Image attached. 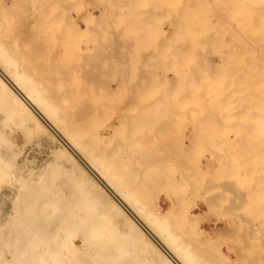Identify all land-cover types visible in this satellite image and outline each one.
Returning a JSON list of instances; mask_svg holds the SVG:
<instances>
[{"label": "rangeland", "instance_id": "374dc122", "mask_svg": "<svg viewBox=\"0 0 264 264\" xmlns=\"http://www.w3.org/2000/svg\"><path fill=\"white\" fill-rule=\"evenodd\" d=\"M6 1L9 2V0H6ZM16 1L19 2V5L18 6H17V4L15 5V4H10L9 3L8 6L4 7L5 5L2 4V2L0 3V7L1 8L3 7L2 9H3L4 13H6L8 11L7 12L8 15L7 14H4L5 16H3V18L6 17V16L9 17L8 19L6 18L4 20L5 22L7 21V23L4 22L5 25H7V26L5 27V25H4L3 28L1 27L2 29L0 28L1 29L0 30V36L1 37L4 36V37L0 38V41L2 43H4L3 40L5 41L4 44H6V46H8V50H9L8 52H9V55L11 57H13V58H16V57L22 58V60L18 59L20 62L23 61L22 63H20L21 65H24V64L25 65H27V64H30L31 65V63H32L33 65H36V64L39 65V66H37L38 69L41 68V67H45L46 70H44L43 68L39 69L40 71L41 70L43 71V76L40 77L41 80L46 81V80L49 79V81H51L52 80L51 77L54 76L52 82H53L54 86L55 87L57 86V87L54 88V86H52L51 88L57 89L59 92L63 91L61 93L66 94L68 96L70 94V96L72 97L71 98L69 96L70 97L69 100H67L66 102H64L65 104H67L65 106H67L66 109L68 111L71 110V112H72L74 110L73 114L74 113L82 114L83 111L88 112V113L91 114V116L89 115L90 117L86 118V121H87L86 122V125H85L86 128H84V131L87 132L88 136H97V137H100L101 136L100 137V140H101V138H102V140H104L103 141L104 142L103 145H105L106 148L105 147L104 148L106 150L111 149V147H112L113 152L120 154L121 159H125V160L132 159V162H135V164L137 162V164L139 165V166H137V168H141V169H139V171L142 170L140 172L144 174L143 175V174L140 173V176H139L142 179V181L139 182L138 181L140 179L139 178L136 181V183H134V184H138L137 182H139L138 185H140V188L137 189V191H138L139 194L138 193L137 194L138 195L144 194V195H142V197L139 196L140 199L139 198L138 199L141 200V201H144V199H145V201L148 202L149 204H150V202L152 200V202L155 204V205H152V202H151V205L153 206L152 208H154V206L156 207V205H161L162 208L165 211H169V214L167 216L168 217V222L171 225H175V222H176V225L174 227L177 228L176 229L177 231L179 229H182V228L185 229V230L186 229L188 230L190 227H194L195 228V225L198 223V219H199V222L202 223V226L208 232L207 233L208 234L207 237L209 238V240L206 239V241H204L205 238H206V236H204L201 232H198V234H200V235H197V237H198V238H196L197 239V242H198L197 244H199V242H202L201 244H199L201 246H198V247L199 248L201 247L200 248L201 250L207 252L206 259L207 258H208V260L210 259L209 260L210 264L212 263L213 260L214 261H213L212 264H215L214 262H216L218 264H221V263L222 264H226V263L227 264H264V198H263V196H264V171H263L264 170V166L261 165V164L264 163L263 162L264 161V157H263L264 156V132H263V130H261L262 128L264 129V127L262 125L261 126H258L262 122L261 119L264 120V99H263V102L260 101L261 98H259V97H262V96H259L260 93H257L256 92L257 93L256 96H259V97L256 98L255 104H252V102L254 101L253 100L254 96H252L253 93L251 94L250 91H249V93L251 94L250 95L248 93V91H247V88H246V90H244L242 83H240L242 81L244 83V80L248 77V75H250V78L248 77L247 79H248V81L250 80L249 82L252 83V81H251L253 79L252 76L255 77V75L253 74L255 72V74H256L255 80L256 81L254 80V82H258L257 83V87H256V83H254L255 84L256 91L260 87L259 86V83L260 84H263V80H264V70L262 68H264V54H262L260 52L264 50L262 48L264 46V39H263V37H264V27L263 26L264 25L262 26L260 24V22L264 24V21L263 20H260V21H258V23H259L258 24L257 23V20L260 19V17L262 16L263 13L261 14V12H260V14L258 15L259 18H258V16H256V14L259 11H261V10H262V12H264V9H261L260 8L261 2L264 3V1L263 0H253L252 1V4H253V2H254V4H255V2L258 3V5L256 3V6L259 9V10H257L256 7H253V5H251V3H250L251 0H250L247 3V4H249L248 5L249 8L247 6H244L242 8L240 7V8H238L239 10L238 9H237V11L235 10V13L237 12L236 14H234L233 16H227V17L224 15L226 13H222L220 10H218L219 13H217V9L214 7V6H216V4H218V6H220L219 5L220 3L223 4V1H221V0H212V2H211V0H198L197 2H194V0H190V1L188 0L189 4L191 3L190 4L191 6L193 5L192 3H196V5H193L192 7H190L189 4H188V7H186L187 5L185 6V4H187L188 2H186V3L183 2V5L185 7L182 6V5H179V4H182L181 3L182 1L180 2V0H174V1L173 0H160V1L159 0H116V2H115V0H55V2H54V0H46V2H45V0H37V1L34 0L35 3H34L33 0H22V1L21 0L20 1L16 0ZM47 1H48L49 4L47 3ZM178 1H179V3H178ZM215 1L216 2H219V3H216V4L213 3ZM163 2H164V4L167 3L166 4L167 6L164 5ZM198 2L200 3V5H198ZM20 3H21V5H20ZM118 3H120L122 5L119 4L120 5L119 6V5H117ZM172 3H174V5ZM176 3H178V5ZM209 3L211 5H209ZM116 5H117V7L119 6V9L116 7ZM212 5H214V6H212ZM172 6L173 7L176 6V9L183 8L182 9V12L181 11L180 12L182 14L183 13L184 14L181 15V13L180 14L179 13H176V12H179V10H176V9L175 10H172L173 9ZM177 6H180V7H177ZM196 6H198L199 8H196ZM207 6H208V8H207ZM194 7L196 9H194ZM211 7H212V9H211ZM213 7L215 8L214 10H216V11H214V13H213ZM16 8H17V10H15ZM40 8L41 9H44L46 11L40 12V11H43V10H39ZM49 8H51V9H49ZM163 8L165 10H162ZM184 8L186 10L188 8V11L187 12H184L183 11V10H185ZM190 8H193L194 11L197 10L196 12H198V13L200 11V14L203 13V14H201V15L199 14V15H200V17L201 16L203 17L202 19L204 21L201 20L202 22H200V24H199L200 27H199V25H198L197 29L195 27L196 30H199V28H200V31L202 30V32L205 31V30L206 31L208 30L207 35H209V34H211L209 32V30H211L213 28H215L216 30L217 29L219 30V28H220V31H221V28H222V32H217L214 29V31H216V32L212 34V36L215 35V36H213V39L208 38L211 35L207 36V38L202 37L203 34H206L205 32L204 33L201 32L202 34L199 33L201 35H200V38H197L198 39L197 42L202 41V38H203V42H205L206 40H208L207 41L208 43H209V41H212V43H213L214 42L213 40L215 38L217 39L219 37L220 40H218V41L216 40L218 42V45L219 46L216 43V47L218 46L220 48V47H223V45L221 46L219 44L221 42V40L222 41L225 40L226 42L223 41V43L225 42V44L229 40H231V41H229V43L226 44L227 47L224 45L223 49H219V51H221V50L224 51L225 50L224 58H222L223 55L221 56V55H219L217 53L219 51H217V49L215 50V48H216L215 46H214L215 48L214 47L213 48L215 50L214 52H216L217 54H212L211 52L209 53L208 52L209 51V48L207 49V52H206V48H207L206 45H205L206 46L205 48L203 47V50L205 52L202 50V52H200L201 54H199V53L196 54L197 51H199V50L202 49V47L197 46V48L198 47L199 48L196 49L193 46L194 49H188L190 51L192 50V53L190 55L188 54V55L185 56L187 58V60L184 57V55H180V53H181L182 50L180 52H175L176 49H174V47L176 46V44H175V46H173V43L172 42L175 41V43H177V44H179L180 41L183 42L184 41L183 38H185V36L187 35L188 31H190V28L188 27V25L189 24H192V22L189 21V18L190 19L192 18L190 15H193L192 13L194 12L193 11L191 13V9ZM117 9H118L119 14L117 13ZM149 9H151L152 11H150V12L147 11ZM156 9L158 11L161 10L160 11L161 14L159 12L156 14V11H155ZM168 9H171L172 10V13L169 14ZM205 9H208V10H205ZM109 10L111 12L108 13L107 11H109ZM166 10H167V12H165ZM241 10H246V11H244V13H242L243 11H241ZM255 10H257L258 12L257 11L254 12ZM163 11H164V13H163ZM252 11H253L254 14L252 13ZM14 12H16V13H14ZM101 12H103L104 14L102 15ZM196 12H194V14ZM211 12H212V15L213 14L216 15V13H217V16H218V14H222L225 17H223L221 15L222 18H219V16H218V19H216L215 17L213 19V17L210 16L211 15ZM90 13H91V16L92 15H94V16L97 15L96 17H98V18L93 19L94 17H92V19H90L91 18V16L89 17ZM173 13L175 14L174 19H176L177 16L180 15L182 17L183 16L184 17L187 16L188 17V21H186L187 19L184 20L182 17L179 16L181 19L180 18L179 19L177 18L178 20H176V21L175 20H172L176 24L173 23L172 21H170L169 23H167L168 20H170V17L166 18L167 15L169 14V16H171V14H173ZM245 13H246V15L250 14L251 17L250 16H246ZM251 13L254 15V19H252L253 15ZM164 14H166V16ZM243 14L245 15L244 22H246V21L249 22V19H251L250 21L252 23L251 22H249L248 24H247V22L244 23L242 21V19H241V16ZM53 15H54V20H53V17H51ZM142 15H143V17H142ZM235 15H237V16H235ZM37 16H38V18H37ZM263 16H264V14H263ZM263 16L261 17V19H264ZM45 17H48V18H45ZM57 17H59V20L57 19L55 21V19ZM76 17L78 18L80 25L83 26V28H84V30L83 29H80L81 32H79L76 29H74L75 28V25H74V21L73 20H75L74 18H76ZM79 17H82L84 20H82V19L80 20ZM200 17H199V19H200ZM234 17L240 18L241 21L243 22V24L240 21V19L237 20ZM246 17H248V19ZM255 17H256V19H255ZM134 18H136V19H134ZM149 18L152 19V22L150 21L151 24L150 23L148 24L149 20H151ZM165 18H166V21L167 22H164L165 21ZM193 18L195 19V17H193ZM211 18H212V20H211ZM50 19H52V21ZM147 19H149V20H147ZM194 19H191V20H194ZM208 19H210L211 21H209ZM235 19H236V21H235ZM181 20L184 21V22H182ZM36 21H39V22H36ZM136 21H139V22H136ZM195 21H194V23H196ZM30 22L31 23L32 22H35V24L34 23L30 24ZM60 22H62V23H60ZM132 22H133V26H132ZM153 22H154V24L156 26L153 24ZM221 22H223V23H221ZM229 22H231V23H229ZM87 23L91 26L89 29L86 28V24ZM137 23H140V24H138V25L135 26V24H137ZM211 23H212V25H208V24H211ZM215 23L217 24V26H216ZM171 24H172V26H171ZM179 24H180V26H179ZM186 24H188V25L186 26ZM197 24H198V22H197ZM245 24L248 25L247 27H249V28H250L249 25H251V26L252 25H255V28H252L251 27L249 29L247 27H244ZM30 25H31V27H30ZM35 25H37V26H35ZM54 25H57L58 27H56ZM63 25L65 27L67 26L69 29H67V27L65 28ZM151 25H152V27L151 28H148V26L150 27ZM174 25H177V26H174ZM183 25L185 26V28L183 27ZM43 26H44V28H43ZM120 26H121V28H120ZM143 26L144 27L146 26V28L144 29ZM173 26H174L175 29L173 28ZM212 26H214V27L211 28ZM93 27L96 28V29H94ZM139 27H141V28H139ZM154 27H155V30L157 32L154 30ZM170 27H172L173 30H174V31H172V33H171V29L172 28H170ZM186 27H188L189 29L186 28ZM192 27H194V26H192ZM192 27H191V32H193V29H194ZM229 27L231 28V30L233 29V32H231V30H230L231 33L227 32V31H229ZM168 28L170 30H168ZM180 28H181V30H180ZM225 28H227V29H225ZM99 29H101L102 31L99 30ZM51 30H53V31H51ZM115 30H116V32H115ZM142 30H143V32H142ZM167 30L170 31L168 33V35L170 34L169 36L166 35L167 34ZM185 30L187 31V33H185L186 32ZM62 31H66L67 33L66 32H62ZM71 31L72 32L76 31V32L73 33L75 36H73V34H72ZM144 31L147 32V33H145ZM88 32H91V34L88 33ZM153 32H156V33H153ZM191 32H190V34L188 33V35H191L192 34ZM244 32H245V34H244ZM30 33H32V34H30ZM38 33H40V34H38ZM94 33H96L97 35L94 34ZM218 33H219V35H218ZM226 33H227V35H226ZM256 33L259 36H257ZM11 34H12V36H11ZM65 34H67L69 37L68 36H65L64 37ZM92 34H94V35H92ZM101 34H102L103 37L102 36H99ZM119 34H121V35H119ZM137 34H140L141 37L137 38L138 36H140V35L137 36ZM155 34H157L158 36L160 35L161 37L160 36L159 37L161 39H158L159 37L157 35H155ZM181 34H182V36H178V35H181ZM193 34L194 35H197L196 33H193ZM193 34H192V36H193ZM220 34H221V36H220ZM222 34H225V35L223 36ZM228 34H230L231 36L228 35ZM104 35H105V39L104 40L106 42L107 41L110 42V40L113 41V42L115 41L113 47H116L115 46L116 42H118L119 44H122L120 41H124L123 44H126L125 43L126 41L131 40V41H128V43L130 45L132 44L131 46H129V44H126V45L129 46L130 49L128 47H124L122 45L116 47V48H118V47L121 48L122 47V49L118 48L120 50V52H121L120 54H122V56L124 54L125 55L124 57H127L128 56L129 58H131V57L132 58L133 57L134 58L135 57L137 58V56H139V58L140 57L141 58L143 57L142 59H144V57H145V59H146V60L144 59L145 61L144 60L143 61H141V60L140 61H137V60H128V63H129L128 65L129 66L133 67L136 64H138V66H139V63H141V66L140 67H145V68H143V71H142L143 73H145V70H147V71L149 70V69H147V67H152L153 65L156 64L157 67L156 66H155V68L152 67L153 69H151V70H152V72L154 71L153 73L157 74V77L160 78V79L154 77L155 80H153V81H156V79H158L159 81H161V79H162L163 82L162 81L159 82L157 80L158 82H156V84H159L160 83V84L163 85V83H166L167 82L168 83V85H167L168 88H166L165 91H163V90L160 91L159 90L160 87H159V89L158 88L157 89L154 88L155 90L153 88H150V89H148V91L150 92V90H151V93H152V90L153 91H156V92H153L152 95L159 94V96H160L161 94H163V95L165 94V96L167 97V99L174 100L175 102L173 101L174 102V106H172V108H174V110H175L174 113H176V114H178V112H180L179 110L184 109L182 107V105L179 103V102H182L183 100L182 101L175 100L177 97H179V95L181 93L180 91H182L183 89H187L186 91L190 90L192 96L191 95H188V97L191 96L189 98V100L193 96L195 97V98L193 97L194 100L192 98V101L189 102V100L186 99V97H185L187 95L184 96V100L186 101V103L187 104L190 103L188 106L195 105L196 104L195 101H198V99L201 98L200 97V98H198L196 100V98L201 95L199 91H201V93H202L201 96H203V97L206 96V100L208 102L211 100V97H213L212 98V101L213 102H216V104H218V105L220 103V100H222L221 101V104H222V102H226V99H227V101H229L230 100V97H229L230 94H231V96L234 95V98L236 100L234 98L233 99L235 100V102L237 101L236 104H238L240 102V101L238 102V100L240 98H242L240 100H243L245 96H248L249 97L248 98L249 100L247 99L248 100V103L246 102L247 100H244L243 103L240 102L241 103V104L239 103L240 106L244 104V107L241 106V108H239L240 106L238 104L237 105V106H239L238 107L239 109H238V108H236L235 104L232 105L235 102H232L230 100V102H232L231 105H229L230 102H226L230 107L232 106V108H230V110L233 111L231 114L228 113V115L227 114H224L225 112H228L227 110H229L228 109L229 106H227L226 103H223V104L226 105L227 107L226 106H223V104L221 106V104H220L219 108L217 107V109H219V110L213 109L214 110L213 112H215L216 115H213V112L212 111H211L212 112V114H211V112H210V109L211 108L210 109L203 108L204 112L205 111H208L211 116L207 112L204 113L201 110L202 113H200L198 111L200 113V114L199 113L198 114L201 115V114L204 113V115H202L203 117H201V116L199 117V115H198V117L197 116L194 117L193 115L195 113H197V111L194 114H192V116H191L189 114V112H190L189 110L190 109H187L186 111H188V113L186 115H187L188 118L185 117V116H184L185 118L183 116H182V118H179V117H181L179 115H178L179 117L178 116H176V117L173 116L172 119H174V120L171 121V118H170V121L172 123L170 122L171 124L169 123L168 126H166V128H168L167 130L164 127L165 129L163 131L161 130L160 133H157L156 136L155 135L153 136L151 134L147 135L148 133L145 134V133L142 132V131H144V129L141 130L142 127H144L142 124H139L138 125L136 122H135L134 125L132 123L130 124L131 119L133 117L132 116H126V114H124V113L132 114V111H133L132 109L134 107L131 106V104L129 105V103H128L129 102V99H130V96L128 95L129 93L126 90H124L122 88L123 90H121L122 92H120V89H121L120 88L118 90V92H117L116 87H117L118 81H113L115 78H114V76H111V75L108 74L109 71H104L105 72V73L103 72L104 75H100V76L98 75L97 76L98 78L97 77H94L93 75L92 76L91 75H89V76L86 75V74H88L87 71L89 72L91 70V68H92L91 66H92V64H94L93 62H95V60H94L95 58L94 57H100V54L101 53H102L101 56H103L107 51H108V55L110 56L113 53V51H115L114 50L115 48L112 49V46H111L112 44H110V43H106L105 42L106 44H108V46L109 45L111 46L112 51L108 50V48L105 51L104 50L105 49L104 46L108 47L105 44L102 47V49H101L100 46H98V44H96V43H98V41H101V42L103 41L102 38H104ZM171 35L174 36L173 39H176L177 38V42H176V40H172V38H171L172 36ZM70 36H72V37H70ZM92 36H93V38H92ZM135 36H137V37H135ZM73 37H74V39H73ZM144 37L147 40L142 39ZM146 37H148V38H146ZM163 37H164V40L162 39ZM178 37H182V39L181 38L178 39ZM189 37L190 36H188V40H186V38H185V40H186V42L184 41L185 47H189V45L186 46L187 44H190V43H188L189 41L192 42L193 45H194V42L193 41L196 40L195 36H194V38L192 37L193 39L192 38L190 39ZM197 37H198V35H197ZM232 37H233V41H232ZM166 38H167V41H169V39H170V42L172 41L171 43H172L173 49H171L172 48L171 45H170L171 43L168 42L169 44H164V42L166 41ZM253 38H254V40H253ZM107 39H109V40H107ZM14 40H15V42H13ZM19 40H20V44H19ZM66 40H67V42H66ZM156 40H158V44L157 45L155 43ZM160 40H163L164 42L161 41V43H160ZM26 41H28V42H26ZM94 41H97V42L93 43ZM142 41H144L143 44H142ZM145 41L148 43V45H147V43ZM148 41H150V42H148ZM240 41H243V42H241V44H240ZM81 42H83V43H81ZM90 42L93 43V45ZM152 42L155 45V47H154V45L152 46L153 48L150 47L151 46L150 43H152ZM197 42L195 41L196 45L198 44ZM203 42H201L199 44H204ZM234 42H237V43H234ZM118 43H117V45H118ZM144 43H145V45H147L148 48L146 46H144ZM159 43H160V46H159ZM162 43L166 46V48H164L162 46L163 45ZM232 43H233V46H232ZM18 44L20 45V47H19ZM94 44H96V45H94ZM181 44H183V43H181ZM205 44H206V42H205ZM209 44H211V42ZM209 44H207L208 47L210 46ZM221 44H222V42H221ZM230 44H231V48H228V46L230 47ZM235 44H237L238 46H234ZM87 45H88V47L90 46L89 47L90 49H91V45H92L93 46V50H95V49L98 48L95 51H93V50L91 51L90 49H89L90 51L87 50L88 51V54H90V53L92 54V56H90L91 58H89L90 60H88V61L83 58V57H85L87 55H84L85 53L81 54V52L79 51V49H81L82 47H84V48H82V49H84L83 50V52H84L85 49H86L85 46H87ZM13 46H15L16 48L15 47L13 48ZM74 46H76L78 50ZM94 46H95V48H94ZM156 46H159L160 48L164 49V52L163 53H166L165 56H167V57L170 58L171 55H172L173 57H171V59H169V60L168 59H165L164 57L161 58L162 55H164V54H162L160 52L163 51V50H161L159 47L158 48L160 50L154 49V48H157ZM202 46H204V45H202ZM149 47L153 51H151V50L149 51L148 50ZM167 47H169V49H167ZM179 47H182V46L180 45ZM179 47L178 48L176 47L177 48V51H179L178 50ZM185 47L183 46V48H185ZM139 48H140V50H139ZM190 48H192V47L190 46ZM261 48L263 50H259ZM12 49H14V50L12 51ZM82 49H81V51H82ZM118 49H116V50H118ZM185 49H187V48H185ZM253 49L256 50V51H254ZM17 50H19V53H18ZM122 50L125 51L126 53L125 52L123 53ZM138 50L141 51V52L143 51V53L139 52ZM167 50H169V51H167ZM212 50L213 49L211 47V51ZM227 50H228V52H227ZM101 51H103V52H101ZM109 51L112 52V53H109ZM154 51H158L157 52L158 54L157 53L154 54L155 53ZM237 51H239L240 53H237ZM98 52H99V54H98ZM145 52H146V55H143V54H145ZM193 52L195 53L196 58H197V55H198V57H200V56H205L207 58H211L212 57L211 59H215L218 62V63L216 62L217 65L219 64V62L221 60L222 63H225V64H223V66L225 68H227L226 65L229 64L230 66H234V63H235V67L238 65V68L236 67V69H235L234 67H231L233 69L232 71L235 73L237 69H240L241 72L239 70H238V72H240L241 74H238V75L236 73L235 74L238 77H241L243 75L240 78V80H242V79L243 80L239 82V78L234 74L236 76L235 77L233 75V73H229V74H232L233 75V78H235V80L233 78L231 79L230 77H229L230 79L227 78V73H226L227 70L226 71H223V70H221V68L218 69V67H216V69L219 70L218 73H217V70L213 68V66L215 64H214L213 61H210L211 59H207L206 62L207 63L209 62L208 64L204 62L207 65H204V63H203V66H204L203 69L204 70H202V69L199 70V71H202V72H199L198 71L199 73H195V72H197V70L196 71L194 70L195 71L194 72L195 75H194L192 68L193 67L196 68L195 67L196 66V61H193V59H194L193 57H195L194 54H193ZM226 52H227V55H228V53H232V55H228L227 56V57L230 56L228 58L230 61L227 60V61L224 62V59L226 57ZM114 53H116V51ZM148 53H149L150 56L148 55ZM187 53H190V52L187 51ZM77 54L79 56H77ZM93 54H96V56L94 55V57H93ZM120 54H119V56H120ZM141 54H142V56H141ZM192 54H193V57L191 56ZM97 55H99V56H97ZM152 55H155V57L158 55L157 56V59L159 60V58H160V60H163V61H160L161 63L163 62V64H160V62L158 64L157 63L158 60H157V62H154V61H156V59L154 61H152V59L149 61L148 59H150L152 57ZM207 55H209V56H207ZM182 56L184 57V59H183ZM190 56H191V59L189 58ZM255 56L257 57V59H255L256 58ZM24 57H25V59H24ZM92 57L94 58L93 60H92ZM112 57H115V55L113 56V54H112ZM155 57L153 56L152 58H155ZM177 57H178V60L176 61ZM180 57H182L183 60L180 59ZM243 57L246 59V61L243 60ZM68 58H70V59L67 60ZM79 59H81V60H79ZM248 59H249V62L251 61L250 64L248 62ZM261 60H263V62ZM119 61H117V60L114 61L113 60L112 62L114 63V65H116ZM228 61L231 62V63H233V65L231 63H227ZM98 62H99V60H98ZM123 62H125V60H123ZM146 62H149V65H147ZM151 62L153 63V65H152ZM175 62H177V63H175ZM180 62L182 63V65H179ZM186 62L188 64H192L193 66H190L188 64L186 65ZM243 62H246L248 65L246 63H243ZM70 63L72 64V66H75V65H76V67L78 66V68H76V67L74 68V67L70 66L71 65ZM121 63H122V61L120 62V64ZM212 63L214 65H212ZM73 64H75V65H73ZM48 65H51L52 66V67L50 66L51 68H53V66H55L54 68H57V70L59 69L58 71H56L58 73L56 74V72L54 71L56 69H53V71L51 72V68L50 67L48 68ZM246 65H247V67L249 69H247ZM65 66H70L71 68L69 69V67H67L68 68V70H67V68ZM79 66L82 67V68H80ZM230 66H228V68H230ZM239 66H241L242 69L243 68L244 69L241 70V68H239ZM88 67H90V69ZM94 67L97 68V66H95V65H94ZM211 67H212V69H211ZM245 67L247 69L246 70V73L244 71L245 70ZM178 68H179L180 71L178 70ZM254 68H255L256 71H253ZM113 69H115V68H113ZM182 69H183V72H184L185 75L181 76L182 77L181 78L180 75H181ZM213 69L216 70V71H214ZM47 70H48V74L46 73ZM212 70H213V73L215 72L216 74L215 73L212 74ZM257 70L259 71V73H260V70L262 71V77L261 76H258V75H261V74H259ZM82 71L83 72L86 71V72L85 73H82ZM222 71H223V73H222ZM148 72H150V71H148ZM183 72H182V74H183ZM189 72H191V73H189ZM52 73H54V74H52ZM75 73L77 74V76L75 75ZM89 73H92V70ZM224 73L226 75H224ZM44 74L47 75V76L44 77ZM58 74H61V75H58ZM186 74L188 75L189 78L190 77L193 78L192 75L196 76V74H202V75L205 74L206 77H209L208 75H210V77L214 75L213 76L214 77L213 78L214 80H212V79H209L208 80L207 78H204L205 75H204V77H201L202 75L201 76H198L200 78L199 81L201 82L199 84L200 87H201L200 88L198 86L199 81L197 80L195 83L192 82L191 81L192 79L191 80L188 79V77H186ZM85 75H86V77H85ZM189 75H191V76H189ZM215 75L217 77H215ZM232 75H228V76H232ZM79 76L81 77V79L78 78ZM178 76H179V80H181L182 82L181 81L178 82ZM222 76H223V78H222ZM90 77H91V79H90ZM54 78H55V80H54ZM170 78L171 79L173 78V80H171ZM216 78H218L219 80L216 79ZM256 78L258 80H260V78H261V81L262 82L261 81L259 82ZM184 79H185L186 82L188 81L187 82V85H189L188 83H190V85L188 87L189 89L188 88H183V87H186L187 86L186 85V82L184 81ZM194 79H196V77H194ZM229 80H231V84H233V90H234V92H230L229 91L230 88L228 90H227L228 87L226 88L225 83L228 84L230 82ZM232 80H234L235 83ZM55 81H56V83H55ZM77 81H78L79 84L76 83ZM213 81H214V84L215 85L211 83ZM248 81H247V83H248ZM207 82H210L211 84H208ZM237 82H239V84H241L242 86L240 87ZM245 82H246V80H245ZM178 83L182 84V86L179 85ZM217 83H219V84L221 83V84L219 85ZM247 83H245V85H246L245 87H248L249 84L247 85ZM184 85H186V86H184ZM81 86H82V88H81ZM108 86L114 88L115 90H113L112 88H109ZM155 86L156 85H154V87ZM219 86H222V87L224 86V87L222 88V87H219ZM230 86H232V85H229V87ZM251 86H252V88L250 90L253 89V92H255V88H253L254 85L253 84L252 85L250 84L249 85V88ZM181 87H182V89H181ZM190 87H191V89H190ZM217 87H219V88H217ZM178 88L181 89V90H179ZM214 88L217 89V90H215ZM220 88H222L221 89L222 91H220ZM224 88H226V90H227V91H224V93L225 94H226V92L229 93V95L227 94L228 97L225 96V94H223V93L220 94V92H223ZM162 89H164L163 86H162ZM259 89H261V87ZM65 90H67V91H65ZM71 90H72V92H71ZM82 90H83V92H82ZM107 90L108 91L110 90L112 92H110V91L107 92ZM210 90H212L211 91L212 94L210 93ZM241 90H242V92H241ZM243 90L246 91L248 94H246L245 92H243ZM262 90H260V91L258 90V92H261V94L264 93V90H263V92H262ZM85 91H86L87 94L85 93ZM68 92H69V94H68ZM149 92H147V93H149ZM190 92L188 91L187 93H190ZM193 92H194L195 95L192 94ZM239 92L243 93V96ZM103 93H105V94H103ZM151 93H149V94H151ZM198 93L200 95H198ZM217 93H219V94H217ZM80 94H82V95H80ZM222 94L224 95L223 96L224 98L225 97H227V98L224 99L222 97V99H220L219 97ZM152 95H150V96H152ZM238 96H240V97H238ZM251 96H252V102H250ZM101 98H103V99H101ZM245 98H247V97H245ZM258 98H259V100H258ZM70 99H75L74 101L71 100V101H73L72 104L74 103L73 105H69L70 104L69 102H71ZM214 99H217L218 101H216ZM201 100H202V98H201ZM213 102H212V104L214 105ZM259 102H261V103H259ZM186 103L184 101L182 102V104H184V105ZM203 103H200L201 105L199 103H197L198 105L196 104V106H202ZM205 103H207V102H205ZM246 104H248V105H246ZM250 104H252L254 106L256 105V107H254V106L251 107L252 105H250ZM1 105L4 106L3 104L0 103V134L4 137L3 138L4 139V144L6 143L5 145L3 144V146L0 145V150L2 151V153L3 154L5 153V155H8V157H12L13 156V153H19L20 155L19 154L18 155L22 158V160L24 162H28L29 164H32L33 163L32 164L33 166L31 165V169L32 170L29 169L30 170V173H33L34 172L36 174V173H38L39 170H40L39 172L45 171L44 172V176H43V179L45 180L44 181L45 184H46V182L48 184H50L51 183V180L50 179H53L51 185L54 186V187H56V189H59V193L60 192H63L62 193L63 196L66 194L65 195L66 198L63 197V199L69 200L70 198H73V197L75 198V195L72 196L73 193H74V191H75L74 194H76V190H77V192H79V190L81 191L82 188L80 186H78V185L76 186L75 179H74V181H71V177L73 175H71V171H69L71 169L70 168V163L67 160V158L65 157V154L62 152V148H63L62 144L60 142H58V141H55V140H52V139L46 137L41 131H36V130L33 131V130H30L27 127L26 124L24 126H22L21 119L19 118V116L18 115H12V114H10L9 110L6 107H3V108H5L6 113H8V114H5V112H4L3 108L1 107ZM80 105H82V106H80ZM84 105H86V106L90 105V107L91 108L93 107V109L91 110L88 107L90 109L89 110V109H87L85 107L86 110H88V111H86V110H84L85 109L83 107ZM94 105L97 108L94 107ZM115 106H117V107H115ZM257 106H260V107L258 108ZM73 107H75L77 110L75 108L73 109ZM79 107H81L82 109L79 110L80 109ZM123 108H124V110H123ZM189 108H191V107H189ZM233 108H235V109H233ZM243 108H244V111L243 112L239 111V110H243ZM246 108L247 109H249V108L251 109V110L250 109L248 110L249 113L252 112V111H254L253 109H256L257 114L260 111L259 112L260 115H257L255 111L252 112V114L255 116V118L257 120H259V121L261 120V122L259 124H258L259 121H257L255 118L254 119L252 118V117H254L253 115H252V117H249L248 116L249 114H247V116H245V114L247 113V111H245ZM199 109H200V107H198V110ZM257 109H258V111H257ZM97 110H98V112H97ZM157 110H158L157 108H156V111H155V109H153V111L155 113L157 112ZM191 110H192V112H190V113H193L194 112L193 110H195V109H193V107H192ZM235 110L238 111L239 114L242 113V115L241 114L238 115L237 112H235ZM91 111H92V113H91ZM219 111L222 112V113H220ZM99 112H100V114H99ZM154 112H153V115L152 116H153L154 121H155L156 114ZM205 114H207V115H205ZM219 114L221 116H218ZM11 115H12V118H9V117H11ZM124 115H125L126 118L124 117ZM189 115L192 118H190ZM7 116H9V117H7ZM261 116L263 118H260ZM121 117H122V119H121ZM130 117H131V119H130ZM105 118H106V120H105ZM248 118H250V119H248ZM128 119L130 121H128ZM133 119H135V118H133ZM133 119H132V121H133ZM243 119L244 120L247 119L248 121L245 122ZM80 120L81 121H84L85 119H82L81 118ZM126 120H127V123H126ZM198 120H199L200 126L198 124H195L194 123V122H196ZM200 120H201V122L202 121L204 122V123L202 122V125H203L202 127L203 128H201ZM254 120H255V122L256 121L257 122L255 123ZM156 121H158V119H156ZM220 121H221V123H220ZM122 122L124 123V125H123ZM248 122H250V124ZM191 123H193V125L195 124L197 127L195 125L193 127V125ZM205 123L208 126L205 125ZM212 125H213V127H212ZM96 126L100 128L101 133L98 131L99 128H97ZM129 126H131V127H129ZM132 126H133V128H132ZM139 126H141V127H139ZM136 127H137V129H136ZM139 129L141 130V132H140ZM197 129H199L200 132L203 131L204 134H201L199 132V130H197ZM137 130H139V131H137ZM204 130H205V132H204ZM98 133L100 135H98ZM218 136H219V138H218ZM149 138L150 139H153V140L155 139L154 142L156 144L154 145V142H153L152 144L154 146H152V145H150V146L152 147V150L155 152V154H156L157 151H158L157 153H159L150 162L151 165L148 164L149 163L148 162V159L149 158L147 157V159H145V154H144V156H142L143 153L141 154V152H139V148H140L139 146L142 145L141 144V141H142V143H144L143 140H146V139H149ZM215 138H217L219 140L218 141L219 145L217 143V139H215ZM131 140H132V142H131ZM112 141H114V142H112ZM214 141H216V142H214ZM129 142H131V143H129ZM160 142H162V143L160 144ZM247 144H248V146H247ZM6 145H8V146H6ZM113 145H116L117 147L114 146V148L116 147L118 149H114L113 148ZM203 146H205V147L207 146V147L205 148ZM222 146H224L223 148L225 150L222 148ZM125 147H127V148H125ZM159 149H160V151H159ZM215 149H217L218 151L217 150L215 151ZM221 149L223 151H220ZM146 150L144 149L143 152L145 153ZM149 150H147V151L149 152ZM152 150H150V151H152ZM147 151H146V153H148ZM213 152H216V153L214 154ZM220 152L222 154H220ZM225 154L228 157H226ZM27 158H29V159L27 160ZM214 158H216V159H214ZM141 160H143L142 165H141V162H140ZM144 160L147 161L146 162L147 164L145 163L146 166L143 165ZM165 160H167V161H165ZM261 160H262V163H261ZM29 161H32V162L30 163ZM227 161L230 164L225 163ZM163 162H164L165 165L162 164ZM251 162H253V163L251 164ZM256 162H257V165H256ZM125 164L126 163L123 162V165L124 166L121 163L119 167L120 168L122 167L125 170L128 169V168H130L128 166H130L131 163L127 164L128 166L125 165ZM217 167H219V168H217ZM233 168H234V170H233ZM124 169L122 171H124ZM46 172H47V174H46ZM251 172H253V173H251ZM60 173H61V175H60ZM163 174H165L166 176L163 175ZM169 174L171 175L172 178L171 177H167V176H170ZM145 175H146V178H148V179L145 178ZM174 175L176 177H174ZM141 176L144 177L146 180H144ZM165 177H166V179H165ZM73 178H74V176H73ZM149 178H151V179H149ZM174 178L176 180H174ZM167 179H169V180H167ZM171 179H172V181H170ZM173 180H174V182H173ZM167 181H169V182H167ZM72 182L75 183V184L73 185ZM142 182H143V184H142ZM172 182H173V184H171ZM231 182H233V183H231ZM166 183H168V184L165 185ZM225 183H227V184H225ZM163 186H165V187H163ZM231 186L232 187L234 186V187L232 188ZM76 187H78V188L80 187L79 190H78V188L76 189ZM238 189H239L240 192L238 191ZM249 189L252 190V191H250ZM67 192L70 193L69 194L70 195L69 198H68V195H67L68 193ZM248 196H249V198H248ZM157 198H158V200H157ZM247 201H248V204H247ZM224 204H226V205H224ZM151 205H148V206L151 207ZM253 206H255V207H253ZM210 207H212V209ZM252 207L254 209H252ZM227 208H228V210H227ZM237 209H239V210L236 211ZM228 211H230V212H228ZM193 212H197V213H200V214L199 215H194ZM178 215H179V217H178ZM232 216H235V217L232 218ZM243 216H244V218H243ZM199 217H201V219ZM235 219H237V221ZM186 220H188V222ZM185 222L188 223V226L187 225L185 226V224H186ZM178 223H180L181 225L178 224ZM182 223L184 224L185 228L182 226ZM178 226H181L182 228H180V227L178 228ZM214 234H216V236ZM203 242H207V244L206 243H203ZM208 245H210L211 247L208 246ZM214 251L216 252V254H215ZM213 256H216V257H213ZM217 256H219V257L217 258ZM223 256L224 257L226 256L225 257L226 260L223 259ZM220 257H222V258H220ZM216 258L217 259H221V260L217 262Z\"/></svg>", "mask_w": 264, "mask_h": 264}, {"label": "bare ground", "instance_id": "6f19581e", "mask_svg": "<svg viewBox=\"0 0 264 264\" xmlns=\"http://www.w3.org/2000/svg\"><path fill=\"white\" fill-rule=\"evenodd\" d=\"M18 1H20V0H18ZM22 1V0H21ZM34 1V0H33ZM37 1V0H36ZM160 1V0H159ZM174 1V0H173ZM172 1V2H173ZM182 1V2H181ZM190 1V0H189ZM198 0H194V2H197ZM221 1H223V4H219L220 6H218V4H216V3H219V2H213V3H215L216 4V6H214V5H212V6H214L216 9H217V13H219L218 12V10H220L222 13H226V14H224L226 17L227 16H233L234 14H236L235 13V10L237 11V9L238 8H242V7H244V6H247L248 8H249V4H247L248 3V1H250V0H221ZM247 1V2H246ZM252 1L253 0H251V5H253V7H256L257 8V10H259L258 9V7L256 6V3L257 2H255V4H254V2H253V4H252ZM264 1V0H263ZM2 2V4H4L5 6L4 7H6V6H8V4L10 3V4H17V6L19 5V2H17L16 0H9V2L8 1H6V0H0V3ZM4 2V3H3ZM44 2V1H43ZM45 2H46V0H45ZM44 2V3H45ZM50 2V1H49ZM54 2H55V0H54ZM115 2H116V0H115ZM165 2V1H164ZM164 2H163V4H164ZM171 2V1H170ZM180 2L182 3V4H179V5H182V6H184L183 5V2H188V0H180ZM200 2V1H199ZM198 2V5H200V3ZM203 2V1H202ZM211 2H212V0H211ZM210 2V3H211ZM259 2V1H258ZM31 3V2H30ZM34 3H35V1H34ZM47 3H48V1H47ZM178 3H179V1H178ZM178 3H176L177 5H178ZM184 3V4H185ZM209 3V5H211ZM49 4V3H48ZM120 3H118L117 5H119ZM167 4V3H166ZM166 4H164V5H166ZM171 4V3H170ZM173 5H174V3H172ZM188 4H189V2L187 3V4H185V6L186 7H188ZM191 4V3H190ZM189 4V6L190 7H192L193 5H196V3H192L193 5L191 6ZM260 4V3H259ZM20 5H21V3H20ZM23 5V4H22ZM46 5V4H45ZM44 5V6H45ZM117 5H116V7H117ZM120 5H122V4H120ZM119 5V6H120ZM257 5H258V3H257ZM24 6V5H23ZM119 6L117 7L118 9H119ZM163 6V5H162ZM167 6V5H166ZM181 6V7H182ZM184 6V7H185ZM55 7V6H54ZM169 7V6H168ZM167 7V8H168ZM173 7V6H172ZM177 7H180V6H177ZM204 7V6H203ZM213 7V13H214V11H216V10H214L215 8ZM252 7V8H253ZM3 8V7H2ZM1 7H0V28L2 27H4V25H5V23H7V21L5 22L4 20L7 18H9V17H4L3 18V16H5L4 14H7V12L6 13H4V11H3V9H2ZM8 8V7H7ZM6 8V9H7ZM12 8V7H11ZM196 8H199L198 6H196ZM195 7H194V9H196ZM207 8H208V6H207ZM260 8L261 9H264V3H262L261 2V4H260ZM19 9V8H18ZM21 9V8H20ZM49 9H51V8H49ZM118 9H117V13L119 14V12H118ZM159 9V8H158ZM176 9V6L175 7H173V9L172 10H175ZM181 9V10H180ZM180 9H176V10H179V12H176V13H181L182 12V9L183 8H180ZM185 9V8H184ZM191 9V13L194 11V9L193 8H190ZM211 9H212V7H211ZM247 9V8H246ZM15 10H17V8L15 9ZM39 10H43V11H40V12H44V11H46V10H44V9H39ZM64 10V9H63ZM162 10H165L164 8L162 9ZM170 10V11H169ZM172 10L171 9H168V12H169V14L170 13H172ZM203 10V9H202ZM201 10V11H202ZM205 10H208V9H205ZM239 10V9H238ZM257 10H255L254 12H256ZM11 11V10H10ZM38 11V10H37ZM53 11V10H52ZM115 11V10H114ZM147 11H152L151 9H149V10H147ZM146 11V12H147ZM156 11V14L159 12L160 13V11H158L157 9L155 10ZM181 11V12H180ZM184 12H187L188 11V8H187V10L185 9V10H183ZM197 10H195L194 12H196ZM241 11H243L242 13H244V11H246V10H241ZM108 13L109 12H111L110 10L109 11H107ZM116 12V11H115ZM165 12H167V10L165 11ZM174 12V13H175ZM194 12L192 13L193 15H190L192 18L191 19H194L193 17H195V19L194 20H191L190 18H189V21H191L192 22V24H186V26L188 25V27L190 28V31H188V33L190 34V32H191V27L192 26H194V27H192V28H194L193 29V32H191L192 34L193 33H196L197 35H198V37H197V35H194L193 34V36H192V34L191 35H188V33H187V31L185 32V33H187V37L185 36V38H186V40H188V36H190L189 38L191 39L192 37L194 38V36H195V38H196V42H197V38H200V35L202 34V33H206V34H203V36L202 37H204V38H207V36H209V35H211L210 37H208V38H211V39H213V36H215V35H213L212 36V34L213 33H215L216 31L217 32H222V28H221V31H220V28H219V30L217 29H215V28H213L214 26H212L211 28H213V29H211V30H209V32L211 33V34H209V35H207V32H208V30L206 31L205 29V31H203L202 32V30L200 31V28H199V30H196L197 29V27H198V25L200 24V22H202V21H204L202 18V16L200 17V15L201 14H203V13H201L200 14V11H199V13L198 12H196L195 14H194ZM205 12V11H204ZM258 12V11H257ZM260 12H261V14L263 13L264 14V12H262V10L261 11H259L257 14H256V16H258L259 14H260ZM14 13H16V12H14ZM19 13V12H18ZM37 13V12H36ZM102 13V15L104 14L103 12H101ZM163 13H164V11H163ZM171 14V16H169V14L167 15V17L166 18H168V17H170V20H168V22L166 21V18H165V21L164 22H167V23H169L170 21H172V20H178L180 17H182V16H177V18L176 19H174V17H175V14ZM210 13V12H209ZM217 13H216V15L215 14H213L212 15V12H211V15L210 16H212L213 17V19H214V17L216 18V19H218V16H219V18H222V14H218V16H217ZM239 13V12H238ZM252 13H253V11H252ZM251 13V14H252ZM10 14V13H9ZM161 14V13H160ZM184 14V13H183ZM182 13H181V15H183ZM200 14V15H199ZM248 14V13H247ZM254 14V13H253ZM252 14V15H253ZM263 14H262V16H263ZM8 15V14H7ZM155 15V14H154ZM165 16H166V14H164ZM173 15V16H172ZM197 15V16H196ZM222 15V16H221ZM240 15V14H239ZM245 15H246V13H245ZM245 15L243 14L242 16H241V19H242V21L244 22V19H245ZM12 16V15H11ZM63 16V15H62ZM65 16V15H64ZM91 16V13H90V15H89V17ZM97 16V15H96ZM96 16H94V15H92L91 16V18L90 19H92V17H94L93 19H96V18H98V17H96ZM114 16V15H113ZM153 16V15H152ZM151 16V17H152ZM221 16V17H220ZM225 16H223V17H225ZM235 16H237V15H235ZM244 16V17H243ZM246 16H250V14H248V15H246ZM261 16V17H262ZM35 17V16H34ZM49 17V16H48ZM48 17H45V18H48ZM51 17H53V20H54V15L53 16H51ZM142 17H143V15H142ZM173 17V18H172ZM186 17V18H185ZM183 16L182 18L185 20V19H187L186 21H188V17L187 16ZM197 17V18H196ZM199 17H200V19H199ZM251 17V16H250ZM261 17H260V19L259 20H257V23H258V21H260V20H263L264 21V19H261ZM264 17V16H263ZM12 18V17H11ZM10 18V19H11ZM37 18H38V16H37ZM42 18V17H41ZM80 18V20L82 19V20H84L82 17H79ZM122 18V17H121ZM130 18V17H129ZM148 18V17H147ZM162 18V17H161ZM210 18V17H209ZM234 18H236L237 20L238 19H240V18H238V17H234ZM233 18V19H234ZM247 19H248V17H246ZM258 18H259V16H258ZM59 20V17H57L56 19H55V21L56 20ZM63 19V18H62ZM61 19V20H62ZM69 19V18H68ZM75 20H73L74 21V25H75V28L74 29H76L77 31H79V32H81L80 31V29H83L84 30V28H83V26H81L80 25V23H79V20H78V18L76 17V18H74ZM117 19V18H116ZM134 19H136V18H134ZM149 19H151V18H149ZM149 19H147V20H149ZM181 19V18H180ZM236 19H235V21H236ZM241 19H240V21H241ZM246 19V20H247ZM252 19H254V15H253V17H252ZM255 19H256V17H255ZM34 20V19H33ZM39 20V19H38ZM51 21H52V19H50ZM130 20V19H129ZM141 20V19H140ZM143 20V19H142ZM196 20V21H195ZM198 20V21H197ZM200 20V21H199ZM202 20V21H201ZM209 21H211L212 20V18H211V20L210 19H208ZM231 20V19H230ZM251 19H249V22H251L250 21ZM13 21V20H12ZM35 21V20H34ZM42 21V20H41ZM66 21V20H65ZM71 21V20H70ZM127 21V20H126ZM133 21V20H132ZM150 21L152 22V19L151 20H149V22H148V24L150 23ZM182 21V20H181ZM194 21L196 22V23H194ZM220 21V20H219ZM241 21V22H242ZM262 21V22H263ZM5 22V23H4ZM36 22H39V21H36ZM136 22H139V21H136ZM173 23H175L174 21H172ZM171 22V23H172ZM182 22H184V21H182ZM197 22H198V24H197ZM238 22V21H237ZM243 22H242V24H243ZM247 22V24L249 23L248 21H246ZM246 22H244V23H246ZM4 23V24H3ZM32 23H34L35 24V22H32ZM31 22H30V24H32ZM60 23H62V22H60ZM147 23V22H146ZM172 23V24H173ZM190 23V22H189ZM221 23H223V22H221ZM229 23H231V22H229ZM252 23V22H251ZM250 23V24H251ZM255 23V22H254ZM253 23V24H254ZM64 24V23H63ZM88 24V23H87ZM86 24V28L87 29H89L91 26L88 24L87 25ZM129 24V23H128ZM138 24H140V23H137V24H135V26L136 25H138ZM151 24V23H150ZM153 24H154V22H153ZM152 24V25H153ZM172 24H171V26H172ZM176 24V23H175ZM195 24V25H194ZM216 24V23H215ZM259 24V23H258ZM260 24L263 26L264 24L263 23H261L260 22ZM3 25V26H2ZM12 25V24H11ZM39 25V24H38ZM144 25V24H143ZM152 25L149 27L148 26V28H151L152 27ZM155 25V24H154ZM178 25V24H177ZM177 25H174V26H177ZM203 25V24H202ZM208 25H212V23L211 24H208ZM224 25V24H223ZM228 25V24H227ZM232 25V24H231ZM257 25V24H256ZM7 25H5V27H6ZM35 26H37V25H35ZM42 26V25H41ZM48 26V25H47ZM54 26H56V27H58L57 25H54ZM62 26V25H61ZM64 26V25H63ZM97 26V25H96ZM117 26V25H116ZM132 26H133V22H132ZM156 26V25H155ZM174 26H173V28H174ZM179 26H180V24H179ZM216 26H217V24H216ZM248 25H244V27H247ZM250 26V28L252 27V28H255V25H249ZM13 27V26H12ZM30 27H31V25H30ZM33 27V26H32ZM53 27V26H52ZM65 27V26H64ZM67 27V26H66ZM65 27V28H66ZM98 27V26H97ZM101 27V26H100ZM118 27V26H117ZM116 27V28H117ZM144 27V26H143ZM183 27L185 28V26L183 25ZM188 27H186V28H188ZM195 27H196V29H195ZM199 27H200V25H199ZM202 27V26H201ZM204 27V26H203ZM206 27V26H205ZM208 27V26H207ZM264 27V26H263ZM1 28V29H2ZM41 28V27H40ZM43 28H44V26H43ZM94 28V27H93ZM120 28H121V26H120ZM139 28H141V27H139ZM146 28V26L144 27V29ZM147 28V29H148ZM157 28V27H156ZM170 28H172V27H170ZM173 28L171 29V33H172V31H174L173 30ZM188 28V29H189ZM210 28V27H209ZM233 28V27H232ZM247 28H249V27H247ZM249 28V29H250ZM0 29V30H1ZM12 29V28H11ZM58 29V28H57ZM56 29V30H57ZM60 29V28H59ZM62 29V28H61ZM67 29H69L68 27H67ZM94 29H96V28H94ZM159 29V28H158ZM175 29V28H174ZM187 29V30H188ZM214 29L216 30V31H214ZM225 29H227V28H225ZM37 30V29H36ZM54 30V29H53ZM53 30H51V31H53ZM63 30V29H62ZM66 30V29H65ZM99 30H101V29H99ZM98 30V31H99ZM154 30H155V27H154ZM168 30H170L169 28H168ZM167 30V34L166 35H168V33L170 32V31H168ZM180 30H181V28H180ZM184 30V29H183ZM230 30H231V28L229 27V31H227V32H229V33H231V32H233V29L231 30V32H230ZM237 30V29H236ZM252 30V29H251ZM258 30V29H257ZM67 31V30H66ZM66 31H62V32H66ZM102 31V30H101ZM100 31V32H101ZM121 31V30H120ZM156 31V30H155ZM166 31V30H165ZM225 31V30H224ZM239 31V30H238ZM254 31V30H253ZM256 31V30H255ZM10 32V31H9ZM12 32V31H11ZM46 32V31H45ZM72 32V31H71ZM74 32H76V31H74ZM74 32H72V34L74 33ZM94 32V31H93ZM104 32V31H103ZM110 32V31H109ZM115 32H116V30H115ZM138 32V31H137ZM142 32H143V30H142ZM145 32V31H144ZM150 32V31H149ZM157 32V31H156ZM156 32H153V33H156ZM182 32V31H181ZM202 32V33H201ZM23 33V32H22ZM29 33V32H28ZM67 33V32H66ZM83 33V32H82ZM88 33H90L91 34V32H88ZM87 33V34H88ZM105 33V32H104ZM111 33V32H110ZM145 33H147V32H145ZM166 33V32H165ZM177 33V32H176ZM199 33H201V34H199ZM255 33V32H254ZM263 33V32H262ZM30 34H32V33H30ZM38 34H40V33H38ZM64 34V33H63ZM94 34H96V33H94ZM94 34H92V35H94ZM112 34V33H111ZM110 34V35H111ZM175 34V33H174ZM183 34V33H182ZM182 34L181 35H178V36H182ZM234 34V33H233ZM237 34V33H236ZM239 34V33H238ZM244 34H245V32H244ZM257 34V33H256ZM2 35V34H1ZM7 35V34H6ZM22 35V34H21ZM20 35V36H21ZM28 35V34H27ZM26 35V36H27ZM52 35V34H51ZM62 35V34H61ZM97 35V34H96ZM109 35V34H108ZM119 35H121V34H119ZM138 35H140V34H137V36ZM147 35V34H146ZM151 35V34H150ZM155 35H157V34H155ZM162 35V34H161ZM165 35V36H166ZM170 35V34H169ZM168 35V36H169ZM218 35H219V33H218ZM223 36L225 35V34H222ZM226 35H227V33H226ZM228 35H230V34H228ZM241 35V34H240ZM11 36H12V34H11ZM10 36V37H11ZM23 36V35H22ZM30 36V35H29ZM45 36V35H44ZM53 36V35H52ZM65 36H68L67 34H65L64 35V37ZM73 36H75L74 34H73ZM77 36V35H76ZM88 36V35H87ZM99 36H102V34L101 35H99ZM98 36V37H99ZM115 36V35H114ZM137 36H135V37H137ZM144 36V35H143ZM158 36V35H157ZM160 36V35H159ZM158 36V37H159ZM164 36V37H165ZM172 36V37H171ZM170 37L172 38V40H176V42H177V38L176 39H173V35H171ZM192 36V37H191ZM220 36H221V34H220ZM231 36V35H230ZM249 36V35H248ZM257 36H259L258 34H257ZM2 37H4V36H2ZM1 36H0V38H2ZM55 37V36H54ZM53 37V38H54ZM69 37V36H68ZM70 37H72V36H70ZM97 37V36H96ZM103 37V36H102ZM109 37V36H108ZM139 37H141V35L140 36H138L137 38H139ZM161 37V36H160ZM158 38V39H161V38ZM164 37L162 38L163 40H164ZM167 37V36H166ZM177 37V36H176ZM218 37V36H217ZM237 37V36H236ZM245 37V36H244ZM251 37V36H250ZM256 37V36H255ZM254 37V38H255ZM14 38V37H13ZM30 38V37H29ZM60 38V37H59ZM76 38V37H75ZM92 38H93V36H92ZM146 38H148V37H146ZM151 38V37H150ZM179 38H181L182 39V37H178V39ZM185 38H183V40L186 42V40H185ZM192 38V39H193ZM254 38H253V40H254ZM257 38V37H256ZM73 39H74V37H73ZM77 39V38H76ZM83 39V38H82ZM98 39V38H97ZM96 39V40H97ZM103 39V41L101 42V41H98V43H96V44H98V46H100L101 47V49H102V47L104 46V44L105 45H107L108 46V44H106V43H110V44H112L111 46H112V49L113 48H115L114 50L116 51V53H114L115 51H113V53L112 52H110V51H112V49H111V46L109 47H106V46H104L105 47V51H106V49L108 48V50H110L109 51V53H112L113 54V56L115 55V57H112V54L109 56L108 55V51L103 55V56H101L102 55V53L100 54V57H94V55L96 56V54H93V57L95 58H93L92 57V60L94 59L95 60V62H93L94 64H92V68H91V70H92V73H89L87 70V73L88 74H86V75H93L94 77H97L98 75L100 76V75H104V71H109V75H111V76H114V80L113 81H118V83H117V87H116V90H117V92H118V90L120 89V92H122L121 90H126L129 94V96H130V99H129V105L131 104V106H133L134 108L131 110L132 111V114H127V113H124V114H126V116H132L133 118H135V119H133V121H132V119H131V117H130V119H131V122H130V124L132 123L133 125L135 124V122L139 125V124H142L144 127H142V129L141 130H143L144 129V131H142L143 133H145V134H147V135H149V134H151V135H155L156 136V134L157 133H160L161 132V130L163 131L165 128H166V126H168V124L171 122V121H173L174 119H172V117L173 116H181V117H179V118H182V116L184 117H187V113H188V111H186L187 109H190L189 111L190 112H192V107H193V109H195V110H193L194 112L193 113H190L189 112V114L192 116V114H194L196 111H197V113H195L193 116L195 117V116H197L198 117V115L200 114V113H202V112H204V110H203V108H206V109H210V112L212 111H214L213 109H217V107L219 108V106H220V104H221V101L222 100H220V103H219V105L218 104H216V102H213L212 101V98L213 97H211V100L208 102L207 100H206V96L205 97H203V96H201L202 95V93H201V91H199L200 92V94L198 93V95H200V96H198L197 98H196V100L198 99V98H202V100H201V98L200 99H198V101H195L196 102V104L197 103H203V105L202 106H196V104L195 105H192V106H188L190 103H186V101L184 100V96L185 95H187V96H185L186 97V99H188L189 100V98L192 96L191 95V92H190V90H188L190 93H187L188 91H186L187 89H183L182 91H180L181 93H180V95H179V97H177L175 100H178V101H184L186 104V106L184 105V104H182V102H179L181 105H182V107L184 108V109H182V110H179L180 112H178V114H176V113H174L175 112V110H174V108H172V106H174V100H171V99H167V97L165 96V94L163 95V94H161L160 96H159V94H154V95H152L153 94V92H156V91H153L152 90V93H151V90H150V92L148 91V89H150V88H158L159 89V87H160V91H165L166 90V88H168V83L166 82V83H163V85L162 84H156V82H158L159 80L158 79H160V78H158L157 77V74H155V73H153L152 72V70L151 69H153L152 67H154L155 68V66H156V64L155 65H153V63H152V67H147V69H149L148 71H150V72H148L147 70H145V73H143L142 71H143V68H145V67H140L141 66V63H139V66H138V64H136L135 66H133V67H131V66H129L128 64V60H137V61H143L144 59H145V57H144V59H142L141 57L139 58V56H137V58L135 57H131V58H129L128 56L127 57H124L125 55L123 54V56H122V54H120L121 52H120V50L118 49V48H120V47H118V48H116L117 46H120V45H122V46H124V47H128L129 48V46H131L129 43H128V41H131V40H128V41H126L125 43L126 44H129V46L128 45H126V44H123L124 43V41H120L122 44H119L118 42H116V44H115V46L116 47H113L114 46V42L113 41H111L110 40V42H106L104 39H105V35H104V38H102ZM101 39V40H102ZM142 39H145V37L144 38H142ZM157 39V38H156ZM189 39V40H190ZM223 39V38H222ZM237 39V38H236ZM239 39V38H238ZM246 39V38H245ZM244 39V40H245ZM263 39H264V37H263ZM16 40V39H15ZM15 40L13 41V42H15ZM57 40V39H56ZM92 40V39H91ZM107 40H109V39H107ZM119 40V39H118ZM133 40V39H132ZM136 40V39H135ZM145 40H147V39H145ZM163 40H160V43H161V41H163ZM206 40V39H205ZM218 40H220L219 39V37L216 39H214L213 41V43L215 44H213L212 43V41H209V43L211 42V44H209L207 41L208 40H206L205 42H206V44H205V42H203V38H202V41H200V42H197L198 44L199 43H201V42H203L204 44H197L196 45V43H195V41H193L194 42V45H193V43L192 42H188V43H190V44H187L186 46H188L189 45V47H185V43H184V41L182 42V41H180V43L179 44H177V43H175V41H171L172 43H173V46H175V44H176V46L174 47V49H176L175 50V52H180L181 50L183 51H181V53H180V55H184V57L186 56V55H190L191 53H192V50L190 51V50H188V49H194V48H196V49H198L199 47H202V49L201 50H199V51H197V53L196 54H201L200 52H202V50H203V47L205 48L206 46H207V48H206V52H207V49L209 48V53L211 52L212 54H219V55H223L222 56V58H224V53H225V50L223 51V50H221V51H219V49H223V47H224V45L226 46V44L227 43H229V41H231V40H229L226 44H225V40H223V41H225L224 43H223V41L221 40V42H222V44H221V42L219 43L221 46L223 45V47H218L219 45H218V42L217 41ZM22 41V40H21ZM54 41V40H53ZM77 41V40H76ZM97 41H94L93 43H95V42H97ZM141 41V40H140ZM179 41V40H178ZM192 41V40H191ZM232 41H233V37H232ZM252 41V40H251ZM3 42L5 43V41L3 40ZM18 42V41H17ZM26 42H28V41H26ZM56 42V41H55ZM66 42H67V40H66ZM85 42V41H84ZM106 42V43H105ZM112 42V43H111ZM139 42V41H138ZM137 42V43H138ZM143 42L144 41H142V44H143ZM146 42V41H145ZM148 42H150V41H148ZM164 42V41H163ZM167 42V43H166ZM171 43L170 42V39H169V41H167V38H166V41L164 42V44H169V43ZM241 42H243V41H240V44H241ZM254 42V41H253ZM4 43H2L1 41H0V103L1 104H3L4 106H2L1 105V107L3 108V107H6L8 110H9V112H10V114H12V115H18L19 116V118L21 119V124H22V126H24L25 124L27 125V127L30 129V130H33V131H41L46 137H48V138H50V139H52V140H55V141H58V142H60L61 144H62V146H63V148H62V152L65 154V157L67 158V160L69 161V163H70V170L69 171H71V175H73L74 176V178H73V176L71 177V181H74V179H75V182H76V186L78 185V186H80L81 188H82V190L80 191L79 190V188L78 187H76V189L78 188V190H79V192H77V190H76V194H74L75 193V191H74V193H73V195L72 196H74L75 195V198L73 197V198H70L69 200H65V199H63V197H65V195L63 196V192H60L59 193V189H56V187H54V186H52L51 185V183H52V181H53V179H50L51 180V183L50 184H48L47 182H46V184L44 183V179H43V176H44V172L45 171H41V172H39L38 171V173H30V170L29 169H31V165L33 164H29L28 162H24L23 160H22V158L19 156L20 154L19 153H13V156L12 157H8V155H5V153L3 154L2 153V151L0 150V264H210V262H209V260H208V258L206 259V255H207V252L206 251H203V250H201L198 246H201V245H199V244H201L202 242H199V244H197L198 242H197V239L196 238H198L197 237V235H200V234H198V232H201L204 236H206V238H205V240L204 241H206V239L207 240H209V238L207 237L208 236V232H207V230L202 226V223L201 222H199V219H198V223L195 225V228L194 227H190L188 230L186 229H183L181 226H178V228L180 227V228H182V229H179L178 231L176 230L177 228H175L174 226L176 225V222H175V225H171L169 222H168V214H169V211H165L163 208H162V206L161 205H156V207L154 206V208H152L153 206L152 205H155L153 202H152V200H151V202H152V205H151V202H150V204L148 203V202H146L145 201V199H144V201H141V200H139L140 199V197H142V195H144V194H142V195H138L139 193H138V191H137V189H139L140 188V185H138L139 184V182L140 181H142V179L139 177L140 176V171H142V170H140L139 171V169H141V168H137V166H139L138 164H137V162H136V164H135V162H132V159H128V160H125V159H121V156H120V154H118V153H115V152H113V149H112V147H111V149H108V150H106L105 148V145H103L104 144V140H102V138H101V140H100V137H97V136H88V134H87V132L86 131H84V128H86V118H88V117H90L91 116V114L90 113H88V112H85V111H83V113L82 114H79V113H74L73 114V112H74V110L71 112V110L70 111H68L67 109H66V107L67 106H65V105H67V104H65L64 102H66L67 100H69V98L71 97L70 96V94H69V92H68V94H69V96L68 95H66V94H63V93H61V92H63V91H61V92H59L57 89H53V88H51L52 86H54V84H53V77H51L52 78V80L51 81H49V79L48 80H46V81H44V80H41L40 79V77L41 76H43V71L41 70H39V69H41V68H43L44 70H46V68L45 67H41V68H39L38 69V67L37 66H39V65H33L31 62V65L30 64H27V65H21L20 63H22V62H20L18 59H20V60H22V58H19V57H16V58H13V57H11L10 55H9V50H8V46H6V44H4ZM63 43V42H62ZM81 43H83V42H81ZM91 43V42H90ZM93 43H91L92 45H93ZM117 43H118V45H117ZM147 43V42H146ZM155 43H156V45L158 44V40H156L155 41ZM160 43H159V46H160ZM172 43L170 44L171 45V49H173V46H172ZM181 43H183V44H181ZM216 43H217V47H216ZM231 43V42H230ZM234 43H237V42H234ZM6 46H4V45ZM9 44V43H8ZM13 44V43H12ZM19 44H20V40H19ZM18 44V45H19ZM96 44H94V45H96ZM151 44V48H153L152 46L154 45L153 44V42L152 43H150ZM163 44V43H162ZM162 45L164 48H166V46L165 45ZM207 44H209L211 47H212V51H211V47L209 46L208 47V45ZM11 45V44H10ZM29 45V44H28ZM37 45V44H36ZM90 45V44H89ZM91 45V49L88 47V45L87 46H85V51L83 52V50L84 49H82V48H84V47H82L81 49H82V51H81V49H79V51L81 52V54H83V53H85L84 55H87V56H85V57H83L85 60H90L89 58H91L90 56H92V54L90 55V54H88V51L87 50H93V46ZM147 45H148V43H147ZM147 45H145V43H144V46H146L147 47ZM169 45V46H170ZM182 46V47H179V46ZM196 45V46H195ZM202 45H204V46H202ZM206 45V46H205ZM213 45V46H212ZM58 46V45H57ZM64 46V45H63ZM135 46V45H134ZM159 46H156L157 48H154V49H158V50H163V51H159L160 53H162V54H164V55H162V57L161 58H165V59H171V57H173L172 55H171V57L169 58V57H167V56H165V54L166 53H163L164 52V49H162V48H160ZM183 46L185 47V48H187V49H185V48H183ZM190 46L192 47V48H190ZM193 46H194V48H193ZM197 46H199L198 48H197ZM216 48H215V47ZM232 46H233V43H232ZM234 46H238L237 44H235ZM15 46H13V48H14ZM19 47H20V45H19ZM74 47H76V46H74ZM99 47V48H100ZM136 47V46H135ZM134 47V48H135ZM150 47H149V51L151 50L150 49ZM154 47H155V45H154ZM160 49H159V48ZM179 47V51H177V48ZM215 48V50L217 49V51H219V52H214L215 50H214V48ZM227 47V46H226ZM247 47V46H246ZM16 48V47H15ZM63 48V47H62ZM79 48V47H78ZM94 48H95V46H94ZM144 48V47H143ZM148 48V47H147ZM182 48V49H181ZM228 48H231V44H230V47L228 46ZM235 48V47H234ZM237 48V47H236ZM254 48V47H253ZM263 49H264V46L262 47ZM259 49V50H263V49ZM29 49V48H28ZM56 49V48H55ZM64 49V48H63ZM67 49V48H66ZM65 49V50H66ZM76 49H77V47H76ZM98 49V48H97ZM97 49H95V50H97ZM116 49H118V50H116ZM120 49H122V47L120 48ZM130 49V48H129ZM146 49V48H145ZM167 49H169V47H167ZM195 49V50H196ZM227 49V48H226ZM244 49V48H243ZM248 49V48H247ZM14 49H12V51H13ZM68 50V49H67ZM78 50V49H77ZM89 50V51H90ZM95 50H93V51H95ZM139 50H140V48H139ZM138 50V51H139ZM194 50V51H195ZM230 50V49H229ZM237 50V49H236ZM235 50V51H236ZM246 50V49H245ZM244 50V51H245ZM254 50V49H253ZM18 51V53H19V50H17ZM50 51V50H49ZM69 51V50H68ZM131 51V50H130ZM129 51V52H130ZM151 51H153V50H151ZM167 51H169V50H167ZM172 51V50H171ZM185 51V52H184ZM187 51L188 52H190V53H187ZM204 51V50H203ZM249 51V50H248ZM251 51V50H250ZM254 51H256V50H254ZM79 52V53H80ZM101 52H103V51H101ZM122 52L124 53L125 51H123L122 50ZM139 52H141V51H139ZM155 53L154 54H156L158 51H154ZM205 52V51H204ZM227 52H228V50H227ZM227 52H226V57H225V59H224V62L225 61H227V60H229L228 58L230 57H227L228 55H232V53H228V55H227ZM243 52V51H242ZM241 52V53H242ZM264 52V50L263 51H261L260 53H262V54H264L263 53ZM17 53V54H18ZM63 53V52H62ZM70 53V52H69ZM126 53V52H125ZM141 53H143V51L141 52ZM159 53V54H160ZM184 53V54H183ZM222 53V54H221ZM237 53H240L239 51H237ZM98 54H99V52H98ZM119 54H120V56H119ZM136 54V53H135ZM158 54V53H157ZM169 54V53H168ZM193 54H194V56L195 57H193ZM193 54L191 55L194 59H193V61H196V68H192V70H193V73L197 70V72H195V73H199V72H202V71H199V70H204L203 68H204V66H203V63L205 62V63H207L206 61H207V59H211V58H207V57H205V56H200V57H198V55H197V58H196V55H195V53L193 52ZM208 54V53H207ZM248 54V53H247ZM23 55V54H22ZM63 55V54H62ZM69 55V54H68ZM109 57H108V56ZM127 55V54H126ZM138 55V54H137ZM143 55H146V52H145V54H143ZM148 55H149V53H148ZM170 55V54H169ZM211 55V54H210ZM235 55V54H234ZM246 55V54H245ZM77 56H79L78 54H77ZM97 56H99V55H97ZM122 56V57H121ZM141 56H142V54H141ZM150 56V55H149ZM155 57V55H152V57ZM158 56V55H157ZM157 56L155 57V58H150V59H148L149 61L152 59V61H154L155 59H156V61H154V62H157ZM176 56V55H175ZM191 56L189 57L190 59H191ZM207 56H209V55H207ZM218 56V55H217ZM167 57V58H166ZM179 57V56H178ZM178 57H177V59H176V61L178 60ZM183 57V56H182ZM182 57H180V59H182ZM184 57H183V59H184ZM219 57V56H218ZM256 57V56H255ZM59 58V57H58ZM80 58V57H79ZM159 58V57H158ZM186 58V57H185ZM188 58V59H189ZM216 58V57H215ZM227 58V59H226ZM242 58V57H241ZM24 59H25V57H24ZM70 58H68L67 60H69ZM97 59V60H96ZM164 59V60H165ZM182 59V60H183ZM221 59V58H220ZM231 59V58H230ZM253 59V58H252ZM255 59H257V57L255 58ZM260 59V58H259ZM258 59V60H259ZM263 59V58H262ZM63 60V59H62ZM77 60V59H76ZM79 60H81V59H79ZM91 60V61H92ZM98 60H99V62H98ZM115 61V60H117V61H119L116 65H114V63L112 62V61ZM123 60H125V62H123ZM146 60V59H145ZM144 60V61H145ZM147 60V61H148ZM186 60H187V58H186ZM185 60V61H186ZM223 60V59H222ZM243 60L244 61H246V59L243 57ZM26 61V60H25ZM64 61V60H63ZM66 61V60H65ZM78 61V60H77ZM97 61V62H96ZM122 61V63L120 64V62ZM160 61H163V60H160V58H159V60H158V64H159V62ZM191 61V60H190ZM210 61H213L214 62V64L212 63V65H214L213 66V68L214 69H216V67H218V69H220L221 68V70H223V71H226V73H227V78H233V75L236 73L237 75L238 74H241L240 72V69H237L236 70V72L234 73L232 70V68L231 67H234L235 69H236V67L238 68V65L235 67V63H234V66H230L229 64L228 65H226V67L228 68V66H230V68H225L224 66H223V64H225V63H222V61L220 60V62H219V64L217 65V61L215 60V59H211ZM219 61V60H218ZM230 61V60H229ZM227 62V63H231V62ZM254 61V60H253ZM262 62H263V60H261ZM260 61V62H261ZM19 62V63H18ZM60 62V61H59ZM84 62V61H83ZM86 62V61H85ZM166 62V61H165ZM170 62V61H169ZM198 62V63H197ZM217 62V63H216ZM248 62H249V59H248ZM251 62V61H250ZM250 62H249V64H250ZM26 63V62H25ZM48 63V62H47ZM67 63V62H66ZM72 63V62H71ZM70 63V64H71ZM77 63V62H76ZM88 63V62H87ZM91 63V62H90ZM97 63V64H96ZM147 63V65H149V62H146ZM175 63H177V62H175ZM204 63V65H207V64H205ZM222 63V64H221ZM226 63V64H227ZM242 63V62H241ZM243 63H246V62H243ZM259 63V62H258ZM45 64V63H44ZM61 64V63H60ZM63 64V63H62ZM81 64V63H80ZM145 64V63H144ZM160 64H163V62L161 63L160 62ZM185 64V63H184ZM183 64V65H184ZM188 63L186 62V65H187ZM211 64V63H210ZM209 64V65H210ZM232 65H233V63H231ZM237 64V63H236ZM247 64V63H246ZM46 65V64H45ZM73 65H75V64H73ZM94 65L95 66H97V68L96 67H94ZM177 65V64H176ZM179 65H182V63L180 62L179 63ZM188 65H190V66H193L192 64H188ZM243 65V64H242ZM248 65V64H247ZM247 65H246V67H247ZM252 65V64H251ZM258 65V64H257ZM263 65V64H262ZM51 65H48V68L50 67ZM61 66V65H60ZM70 66H72V64L70 65ZM70 66H65L66 68L67 67H69V69L71 68ZM81 66V65H80ZM79 66V67H80ZM89 66V65H88ZM250 66V65H249ZM260 66V65H259ZM52 67V66H51ZM50 67V68H51ZM55 66H53V68H51V72L53 71V69H56V70H54L55 72L56 71H58L57 70V68H54ZM72 67H76V65L75 66H72ZM86 67V66H85ZM157 67V66H156ZM169 67V66H168ZM183 67V66H182ZM181 67V68H182ZM187 67V66H186ZM208 67V66H207ZM225 69H224V68ZM246 67H245V73H246V70L247 69H249L248 67H247V69H246ZM258 67V66H257ZM76 68H78V66L76 67ZM80 68H82V67H80ZM89 69H90V67H88ZM99 68V69H98ZM113 68H115V69H113ZM239 68H241V70H243L242 69V67L241 66H239ZM206 69V68H205ZM211 69H212V67H211ZM213 69V70H214ZM232 71H230V70ZM234 69V70H235ZM257 69V68H256ZM260 69V68H259ZM258 69V70H259ZM263 70H264V68H262ZM38 70V71H37ZM67 70H68V68H67ZM80 70V69H79ZM98 70V71H97ZM178 70H179V68H178ZM195 70V71H194ZM213 70H212V74H214L213 73ZM217 70V69H216ZM216 70H214V71H216ZM238 70L240 71V72H238ZM257 70V71H258ZM70 71V70H69ZM85 71V72H86ZM115 71V72H114ZM147 71V72H146ZM177 71V70H176ZM180 71V70H179ZM199 71V72H198ZM218 71L219 70H217V73H218ZM223 71H222V73H223ZM249 71V70H248ZM253 71H256L255 70V68H254V70ZM46 72V71H45ZM54 72V73H55ZM63 72V71H62ZM80 72V71H79ZM85 72H83L82 71V73H85ZM104 72V73H103ZM182 72H183V69H182ZM182 72H181V75H180V77L181 76H183V75H185L184 74V72H183V74H182ZM204 72V71H203ZM206 72V71H205ZM243 72V71H242ZM47 74H48V70H47V72H46ZM45 73V74H46ZM54 73H52V74H54ZM58 72H56V74H57ZM81 73V72H80ZM189 73H191V72H189ZM195 73H194V75H195ZM229 73H233V75L232 74H229ZM244 73V72H243ZM253 73V72H252ZM258 73H259V71H258ZM44 74V77H46L47 75H45ZM179 74V73H178ZM209 74V73H208ZM216 74V73H215ZM235 74V75H236ZM254 75H255V77H256V74H255V72L253 73ZM259 74H261V75H258V76H261L262 77V71L260 70V73ZM58 75H61V74H58ZM65 75V74H64ZM75 75L77 76V74L75 73ZM86 75H85V77H86ZM194 75H192L193 76V78H189L188 77V75L186 74V77H188V79H192L191 81L192 82H196L197 80L199 81L200 80V78L198 77V76H201L202 74H196V76H194ZM205 75V74H204ZM204 75H202L201 77H204ZM223 75V74H222ZM224 75H226L225 73H224ZM228 75H232V76H228ZM234 75V76H235ZM236 75V76H237ZM57 76V75H56ZM189 76H191V75H189ZM209 77H210V75H208ZM214 76V75H213ZM213 76H211L210 78L209 77H206V75H205V77L204 78H207L208 80L209 79H212V80H214L213 78ZM235 76V77H236ZM240 76V75H239ZM243 76V75H242ZM241 76V77H242ZM154 77L155 78H158V79H156V81H153V80H155L154 79ZM165 77V76H164ZM163 77V78H164ZM176 77V76H175ZM194 77H196V79H194ZM215 77H217L216 75H215ZM238 77V76H237ZM241 77H238L239 78V82L240 81H242V80H240V78ZM247 77V76H246ZM248 77L250 78V75H248ZM247 77V78H248ZM255 77H253L252 76V83L251 82H249L248 81V79L246 78H244L245 80H246V82H245V80H244V83H243V81L242 82H240V83H242V85H243V88H244V90H246V88H247V91H248V93H249V91H250V93L252 94L253 93V95L252 96H254V98H253V102H252V96H251V100H250V102H252V104H255V101H256V98L257 97H259V96H262V97H259V98H261L260 99V101H262L263 102V99H264V93H262L261 94V92H258V90L260 91V90H264V80H263V84H260L259 83V86L261 87V89H259L258 88V90L256 91V88H255V84L254 83H256V87H257V83L258 82H254V80H255ZM50 78V77H49ZM78 78H80L81 79V77L79 76ZM98 78V77H97ZM96 78V79H97ZM100 78V77H99ZM182 78V77H181ZM198 78V79H197ZM222 78H223V76H222ZM221 78V79H222ZM229 78V79H230ZM258 78V77H257ZM256 78V79H257ZM44 79V78H43ZM90 79H91V77H90ZM167 79V78H166ZM165 79V80H166ZM171 79V78H170ZM175 79V78H174ZM177 79V78H176ZM203 79V78H202ZM216 79H218V78H216ZM234 80H235V78H233ZM237 79V78H236ZM54 80H55V78H54ZM158 80V81H157ZM168 80V79H167ZM171 80H173V78L171 79ZM170 80V81H171ZM195 80V81H194ZM219 80V79H218ZM234 80H232L233 82H234ZM258 80V79H257ZM141 81V82H140ZM161 81H162V79H161ZM161 81H159V82H161ZM179 81H181V80H179V76H178V82ZM184 81H185V79H184ZM207 81V80H206ZM205 81V82H206ZM230 82L228 83V84H226L225 82V85H226V88H227V90L229 89V91L230 92H234V90H233V84H231V80H229ZM247 81H248V83H247ZM256 81V80H255ZM259 82L261 81V78H260V80H258ZM140 82V83H139ZM163 82V81H162ZM182 82V81H181ZM180 82V83H181ZM186 82V81H185ZM188 82V81H187ZM187 82H186V85H187ZM217 82V81H216ZM215 82V83H216ZM221 82V81H220ZM239 82H237L238 83V85L241 87L242 85L241 84H239ZM262 82V81H261ZM55 83H56V81H55ZM76 83H78V81L76 82ZM142 83V84H141ZM180 83H178L179 85H181L182 86V84H180ZM201 82L199 81V83H198V86L200 87V84ZM208 84H214V81L213 82H207ZM206 83V84H207ZM235 83V82H234ZM245 83H247V85L249 84H253L254 86H253V88H255V92H253V89L252 90H250L251 88H252V86L249 88V85H248V87H245L246 85H245ZM53 84V85H52ZM79 84V83H78ZM153 84V85H152ZM189 85H190V83H188ZM217 84H219V83H217ZM221 84V83H220ZM219 84V85H220ZM71 85V84H70ZM154 85H156L155 87H154ZM166 85V86H165ZM186 85H184V86H186ZM189 85H187L186 87H183V88H188L189 87ZM203 85V84H202ZM201 85V86H202ZM215 85V84H214ZM223 85V84H222ZM229 85H232V86H230L229 87ZM50 86V87H49ZM80 86V85H79ZM162 86L164 87V89H162ZM197 86V85H196ZM205 86V85H204ZM213 86V85H212ZM217 86V85H216ZM215 86V87H216ZM57 87V86H56ZM55 86H54V88H56ZM109 88H112V87H110V86H108ZM214 87V86H213ZM219 87H222V86H219ZM219 87H217V88H219ZM224 87V86H223ZM222 87V88H223ZM232 87V88H231ZM81 88H82V86H81ZM108 88V89H109ZM118 88V89H117ZM123 88V89H122ZM198 88V87H197ZM201 88V87H200ZM222 88H220V91H222L221 89ZM226 88H224V90H223V92H220V94L221 93H223V94H225L224 93V91H227L226 90ZM242 88V89H243ZM63 89V88H62ZM61 89V90H62ZM113 90H115L114 88H112ZM111 89V90H112ZM179 89V88H178ZM181 89H182V87H181ZM181 89H179V90H181ZM189 89V88H188ZM190 89H191V87H190ZM193 89V88H192ZM215 89V88H214ZM238 89V88H237ZM112 90V91H113ZM155 90V89H154ZM194 90V89H193ZM204 90V89H203ZM215 90H217V89H215ZM214 90V91H215ZM243 90V92H245L246 94H248L246 91H244ZM263 90H262V92H263ZM65 91H67V90H65ZM95 91V90H94ZM110 91V90H109ZM108 90H107V92H109ZM112 91H110V92H112ZM186 91V92H185ZM211 91L212 90H210V93H211ZM228 91V92H229ZM71 92H72V90H71ZM76 92V91H75ZM82 92H83V90H82ZM104 92V91H103ZM116 92V91H115ZM147 92H149V93H151V94H149V93H147ZM204 92V91H203ZM241 92H242V90H241ZM241 92H239L240 94H242V96H243V93H241ZM260 93V95L259 96H256V94L257 93ZM66 93V92H65ZM80 93V92H79ZM85 93H86V91H85ZM84 93V94H85ZM205 93V92H204ZM216 93V92H215ZM249 93V94H250ZM255 93V94H254ZM76 94V93H75ZM83 94V95H84ZM87 94V93H86ZM103 94H105V93H103ZM110 94V93H109ZM149 94V95H148ZM178 94V93H177ZM192 94H194V92L192 93ZM212 94V93H211ZM217 94H219V93H217ZM220 95V99H222V97L224 96V95ZM229 95V93H227L226 92V94H225V96H227L228 97V95ZM236 94V93H235ZM245 94V95H246ZM250 94V95H251ZM80 95H82V94H80ZM79 95V96H80ZM150 95H152V96H150ZM188 95H191V96H189L188 97ZM195 95V94H194ZM239 95V94H238ZM249 95V96H250ZM162 96V97H161ZM164 96V97H163ZM81 97V96H80ZM88 97V96H87ZM194 97V96H193ZM192 97V98H193ZM227 97H225V98H227ZM229 97H230V100L232 101V102H235V98H234V95L233 96H231V94L229 95ZM238 97H240V96H238ZM245 97H247V98H245ZM244 97V99L243 100H240V99H242V98H240L239 100H238V102L240 101V102H244V100H247L249 97L248 96H245ZM72 98V97H71ZM74 98V97H73ZM89 98V97H88ZM99 98V97H98ZM129 98V97H128ZM192 98L189 100V102L190 101H192ZM195 98V97H194ZM194 98H193V100H194ZM218 98V97H217ZM224 98V97H223ZM224 98V99H225ZM232 98V99H231ZM235 100H234V99ZM259 98H258V100H259ZM80 99V98H79ZM82 99V98H81ZM87 99V98H86ZM101 99H103V98H101ZM71 100H75V99H70V101ZM128 100V99H127ZM214 100H216V101H218L217 99H214ZM230 100L229 101H227V99H226V102H230ZM234 100V101H233ZM249 100V99H248ZM248 100L246 101L247 103H248ZM73 101H71V102H69L68 104L69 105H73L72 104V102ZM80 101V100H79ZM120 101V100H119ZM126 101V100H125ZM124 101V102H125ZM174 101V102H173ZM200 101V102H199ZM224 101V100H223ZM205 102H207V103H205ZM212 102L214 103V105L212 104ZM226 102H222V104L223 103H226ZM232 102H230L229 103V105H231L232 104ZM237 102V101H236ZM236 102L235 103H233L232 105H234L235 104V106H236V108H238L239 106H240V104H239V106H237L238 104H236ZM192 103V102H191ZM259 103H261V102H259ZM216 104V105H215ZM222 104H221V106H222ZM227 104V103H226ZM252 104H250V105H252ZM180 105V106H181ZM198 105V104H197ZM201 105V104H200ZM228 104H227V106H229ZM246 105H248V104H246ZM245 105V106H246ZM259 105V104H258ZM80 106H82V105H80ZM93 106V105H92ZM196 108H195V107ZM223 106H226V105H224L223 104ZM226 106V107H227ZM242 107H244V104L243 105H241ZM241 106L239 107V108H241ZM254 105H252L251 107H253ZM84 108L86 107L87 109H93V107L91 108L90 107V105H88V106H86V105H84L83 106ZM89 107V108H88ZM94 107H96L95 105H94ZM115 107H117V106H115ZM189 107H191V108H189ZM198 107H200V109L198 110ZM234 107V106H233ZM254 107H256V105L254 106ZM258 108L260 107V106H257ZM75 107H73V109H74ZM80 108V109H79ZM78 109L79 110H81L82 108L81 107H79ZM83 108V109H84ZM86 108L84 109V110H86ZM97 108V107H96ZM99 108V107H98ZM156 108L158 109L157 110V112L155 113L154 111H153V109H155V111H156ZM202 108V109H201ZM222 108V107H221ZM230 108H232V106L230 107L229 106V110H227L228 112H225L224 114H227L228 115V113H232L233 111L232 110H230ZM238 108V109H239ZM76 109V108H75ZM89 109V110H90ZM205 109V110H206ZM233 109H235V108H233ZM237 109V110H238ZM250 109V108H249ZM249 109H245V111H247V113L245 114V116H247V114H249L248 116L249 117H252V112H256V109H253L254 111H252V112H248V110ZM261 109V108H260ZM259 109V110H260ZM3 110H4V112H5V114H8V113H6V111H5V108H3ZM77 110V109H76ZM78 110V111H79ZM123 110H124V108H123ZM201 110H202V112H201ZM217 110H219V109H217ZM251 110V109H250ZM263 110V109H262ZM86 111H88V110H86ZM156 114V117H155V121H156V119H158V121H154V118H153V112ZM200 113H199V112ZM216 111V110H215ZM221 111V110H220ZM219 111V112H220ZM226 111V110H225ZM239 111H241V112H243L244 111V108H243V110H239ZM257 111H258V109H257ZM97 112H98V110H97ZM134 112V113H133ZM208 113L209 114V112L208 111H205L204 113ZM212 112H211V114H212ZM218 112V113H219ZM235 112H237V114L238 115H242V113H238V111H236L235 110ZM260 112V111H259ZM258 112V114H257V112H256V114L257 115H260V113ZM263 112V111H262ZM261 112V113H262ZM91 113H92V111H91ZM130 113V112H129ZM199 113V114H198ZM204 113L203 114H201V115H199V117L201 116V117H203L202 115H204ZM220 113H222V112H220ZM99 114H100V112H99ZM98 114V115H99ZM120 114V113H119ZM154 114V115H155ZM12 115H11V117H9V116H7V117H9V118H12ZM90 115V116H89ZM118 115V114H117ZM189 115V116H190ZM205 115H207V114H205ZM210 115V114H209ZM213 115H216L215 114V112H213ZM251 115V116H250ZM262 115V114H261ZM190 116V118H192ZM211 116V115H210ZM218 116H221L220 114L218 115ZM226 116V115H225ZM254 116V115H253ZM124 117H125V115H124ZM184 117V118H185ZM214 117V116H213ZM85 119L84 121H81L80 119ZM126 118V117H125ZM170 118H171V121H170ZM188 118V117H187ZM253 119L255 118V116L254 117H252ZM259 118V117H258ZM260 118H263L262 116L260 117ZM259 118V119H260ZM121 119H122V117H121ZM215 119V118H214ZM248 119H250V118H248ZM256 119V118H255ZM105 120H106V118H105ZM179 120V119H178ZM203 120V119H202ZM244 120V119H243ZM252 120V119H251ZM257 120V119H256ZM261 120H262V122H261ZM260 121L259 120H257V121H259L258 122V126H263L264 127V120L263 119H261ZM128 121H130L129 119H128ZM181 121V120H180ZM206 121V120H205ZM245 122L246 121H248L247 119L246 120H244ZM256 121V122H257ZM99 122V121H98ZM175 122V121H174ZM193 122V121H192ZM198 122V123H197ZM203 122V121H202ZM202 122H201V120H200V123H201V128H203L202 126ZM254 122H255V120H254ZM255 122V123H256ZM101 123V122H100ZM123 123V122H122ZM126 123H127V120H126ZM172 123V122H171ZM170 123V124H171ZM186 123V122H185ZM184 123V124H185ZM188 123V122H187ZM195 124H198L199 126H200V124H199V120L198 121H196V122H194ZM204 123V122H203ZM211 123V122H210ZM220 123H221V121H220ZM249 124H250V122H248ZM247 123V124H248ZM20 124V125H21ZM120 124V123H119ZM179 124V123H178ZM192 125H193V123H191ZM194 124V125H195ZM254 124V123H253ZM123 125H124V123H123ZM127 125V124H126ZM159 125V126H158ZM194 125H193V127H194ZM205 125H207L206 123H205ZM215 125V124H214ZM98 126V125H97ZM96 126V127H97ZM136 126V125H135ZM170 126V125H169ZM196 126V125H195ZM208 126V125H207ZM218 126V125H217ZM246 126V125H245ZM254 126V125H253ZM102 127V126H101ZM129 127H131V126H129ZM139 127H141V126H139ZM160 127V128H159ZM165 127V128H164ZM197 127V126H196ZM212 127H213V125H212ZM216 127V126H215ZM97 128H99V127H97ZM103 128V127H102ZM132 128H133V126H132ZM249 128V127H248ZM114 129V128H113ZM118 129V128H117ZM136 129H137V127H136ZM135 129V130H136ZM168 128H166V130H167ZM205 129V128H204ZM214 129V128H213ZM87 130V129H86ZM129 130V129H128ZM140 130V129H139ZM139 130H137V131H139ZM141 130H140V132H141ZM197 130H199V129H197ZM261 130H263V132H264V129L262 128ZM97 131V130H96ZM100 133H101V131H100V128H99V130H98ZM122 131V130H121ZM126 131V130H125ZM167 132V131H166ZM199 132H200V130H199ZM198 132V133H199ZM204 132H205V130H204ZM215 132V131H214ZM130 133V132H129ZM134 133V132H133ZM163 133V132H162ZM201 134H204L203 133V131L202 132H200ZM207 134V133H206ZM213 134V133H212ZM98 135H100L99 133H98ZM130 135V134H129ZM216 135V134H215ZM103 136V135H102ZM120 136V135H119ZM202 136V135H201ZM204 136V135H203ZM152 137V136H151ZM4 137L0 134V145H2L3 146V144H4V139H3ZM144 138V137H143ZM154 138V137H153ZM218 138H219V136H218ZM158 139V138H157ZM156 139V140H157ZM163 139V138H162ZM183 139V138H182ZM203 139V138H202ZM211 139V138H210ZM209 139V140H210ZM215 139H217V138H215ZM113 140V139H112ZM115 140V139H114ZM155 140V139H154ZM154 140L153 139H146V140H143L144 141V143H142V141H141V144L142 145H140L138 148H139V152H141V154H142V156H144V154H145V159H147V157L149 158L148 159V164H150V162L153 160V158L155 157V156H157V154H159V153H157L156 152V154H155V152L152 150V147L150 146V145H152V146H154L156 143L154 142ZM207 140V139H206ZM221 140V139H220ZM247 140V139H246ZM205 141V140H204ZM218 139H217V143H218ZM112 142H114V141H112ZM131 142H132V140H131ZM131 142H129V143H131ZM154 142V145L152 144ZM214 142H216V141H214ZM221 142V141H220ZM140 143V142H139ZM162 142H160V144H161ZM203 143V142H202ZM6 144V143H5ZM4 144V145H5ZM110 144V143H109ZM128 144V143H127ZM205 144V143H204ZM211 144V143H210ZM213 145V144H212ZM218 145H219V143H218ZM6 146H8V145H6ZM107 146V145H106ZM114 146H116V145H113V148H114ZM247 146H248V144H247ZM105 147V148H104ZM110 147V146H109ZM108 147V148H109ZM117 147V146H116ZM114 148V149H118V148ZM203 147H205V146H203ZM207 147V146H206ZM205 147V148H206ZM211 147V146H210ZM224 146H222V148H223ZM61 148V147H60ZM125 148H127V147H125ZM163 148V147H162ZM215 148V147H214ZM213 148V149H214ZM219 148V147H218ZM217 148V149H218ZM152 150V151H150L149 150V152L148 153H146V151H145V153L143 152V150ZM217 149H215V151L217 150ZM224 149V148H223ZM202 150V149H201ZM207 150V149H206ZM211 150V149H210ZM225 150V149H224ZM117 151V150H116ZM159 151H160V149H159ZM218 151V150H217ZM220 151H223L222 149L220 150ZM227 151V150H226ZM162 152V151H161ZM160 152V153H161ZM204 152V151H203ZM225 152V151H224ZM165 153V152H164ZM214 154L216 153V152H213ZM219 153V152H218ZM226 153V152H225ZM19 154V155H18ZM220 154H222L221 152H220ZM230 154V153H229ZM129 155V154H128ZM182 156V155H181ZM200 156V155H199ZM225 156L226 157H228L226 154H225ZM263 156V155H262ZM213 157V156H212ZM264 157V156H263ZM192 158V157H191ZM25 159V158H24ZM29 158H27V160H28ZM32 159V158H31ZM144 159V158H143ZM214 159H216V158H214ZM224 159V158H223ZM226 159V158H225ZM26 160V159H25ZM263 160V159H262ZM262 160H261V163H262ZM131 161V162H130ZM165 161H167V160H165ZM30 163L32 162V161H29ZM123 162L124 163H126L125 165H127V164H129V163H131V165L130 166H128V167H130V168H128V169H124V168H120L119 166H120V164L122 163V165H123ZM141 162V165H142V162H143V160H141L140 161ZM139 162V163H140ZM147 161H145L144 160V163H143V165H145V163H146ZM224 162V161H223ZM264 162V161H263ZM161 163V162H160ZM169 163V162H168ZM198 163V162H197ZM222 163V162H221ZM225 163H228V161L227 162H225ZM253 162H251V164H252ZM260 163V162H259ZM57 164V163H56ZM147 164V163H146ZM156 164V163H155ZM162 164H164V162L162 163ZM167 164V163H166ZM224 164V163H223ZM228 164H230V163H228ZM249 164V163H248ZM264 164V163H263ZM263 164H261L262 166H264ZM60 165V164H59ZM121 165V166H122ZM151 165V164H150ZM165 165V164H164ZM163 165V166H164ZM247 165V164H246ZM256 165H257V162H256ZM33 166V165H32ZM124 166V165H123ZM146 166V165H145ZM144 166V167H145ZM193 166V165H192ZM225 166V165H224ZM141 167V166H140ZM194 167V166H193ZM223 167V166H222ZM226 167V166H225ZM261 167V166H260ZM52 168V167H51ZM56 168V167H55ZM152 168V167H151ZM217 168H219V167H217ZM216 168V169H217ZM228 168V167H227ZM67 169V168H66ZM124 169V171H122ZM143 169V168H142ZM148 169V168H147ZM229 169V168H228ZM32 170V169H31ZM47 170V169H46ZM171 170V169H170ZM227 170V169H226ZM231 170V169H230ZM233 170H234V168H233ZM248 170V169H247ZM258 170V169H257ZM259 171V170H258ZM262 171V170H261ZM264 171V170H263ZM227 173V172H226ZM244 173V172H243ZM251 173H253V172H251ZM263 173V172H262ZM46 174H47V172H46ZM45 174V175H46ZM141 174H143V173H141ZM60 175H61V173H60ZM70 175V174H69ZM144 175V174H143ZM163 175H165V174H163ZM170 175V174H169ZM226 175V174H225ZM58 176V175H57ZM166 176V175H165ZM245 176V175H244ZM60 177V176H59ZM58 177V178H59ZM142 177V176H141ZM167 177H171V175L170 176H167ZM174 177H176L175 175H174ZM48 178V177H47ZM73 178V179H72ZM141 180H140V179ZM144 180H146V179H148V178H146V175H145V178L144 177H142ZM172 178V177H171ZM181 178V177H180ZM139 179V180H138ZM149 179H151V178H149ZM165 179H166V177H165ZM49 180V181H50ZM139 181V182H137L138 184H134V183H136V181ZM143 180V181H144ZM167 180H169V179H167ZM174 180H176L175 178H174ZM174 180H173V182H174ZM224 180V179H223ZM263 180V179H262ZM166 181V180H165ZM170 181H172V179L170 180ZM227 181V180H226ZM231 181V180H230ZM234 181V180H233ZM6 182V183H5ZM146 182V181H145ZM167 182H169V181H167ZM173 182L171 183V184H173ZM229 182V181H228ZM237 182V181H236ZM261 182V181H260ZM73 183V182H72ZM231 183H233V182H231ZM66 184V183H65ZM70 184V183H69ZM75 183H73V185H74ZM142 184H143V182H142ZM168 183H166L165 185H167ZM223 184V183H222ZM225 184H227V183H225ZM151 185V184H150ZM163 185V184H162ZM161 185V186H162ZM175 185V184H174ZM173 185V186H174ZM236 185V184H235ZM234 185V186H235ZM65 186V185H64ZM142 186V185H141ZM155 186V185H154ZM223 186V185H222ZM233 186V187H234ZM75 187V186H74ZM137 187V188H136ZM163 187H165V186H163ZM162 187V188H163ZM175 187V186H174ZM173 187V188H174ZM225 187V186H224ZM228 187V186H227ZM232 187V186H231ZM232 187V188H233ZM136 188V189H135ZM149 188V187H148ZM158 188V187H157ZM236 188V187H235ZM256 188V187H255ZM254 188V189H255ZM137 191H135V190ZM146 189V188H145ZM151 189V188H150ZM161 189V188H160ZM240 189V188H239ZM239 189H238V191H239ZM250 190V189H249ZM148 191V190H147ZM250 191H252V190H250ZM72 192V191H71ZM227 192V191H226ZM240 192V191H239ZM68 193V192H67ZM138 193V194H137ZM145 193V192H144ZM199 193V192H198ZM212 193V192H211ZM237 193V192H236ZM70 193H68L67 195H68V198H69V195ZM146 194V193H145ZM229 194V193H228ZM150 195V194H149ZM189 195V194H188ZM214 195V194H213ZM260 195V194H259ZM140 196V197H139ZM211 196V195H210ZM232 196V195H231ZM207 197V196H206ZM227 197V196H226ZM242 197V196H241ZM66 198V197H65ZM139 198V199H138ZM146 198V197H145ZM248 198H249V196H248ZM252 198V197H251ZM263 198H264V196H263ZM148 199V198H147ZM143 200V199H142ZM149 200V199H148ZM157 200H158V198H157ZM229 201V200H228ZM256 201V200H255ZM263 201V200H262ZM240 202V201H239ZM242 202V201H241ZM148 203V204H147ZM208 203V202H207ZM231 203V202H230ZM244 203V202H243ZM247 204H248V201H247ZM256 204V203H255ZM148 205H151V207L150 206H148ZM224 205H226V204H224ZM239 205V204H238ZM244 205V204H243ZM250 205V204H249ZM252 205V204H251ZM159 206V207H158ZM263 206V205H262ZM199 207V206H198ZM213 207V206H212ZM212 207H210L211 209H212ZM249 207V206H248ZM253 207H255V206H253ZM252 207V209H254ZM214 208V207H213ZM215 209V208H214ZM225 209V208H224ZM231 209V208H230ZM250 209V208H249ZM248 209V210H249ZM227 210H228V208H227ZM239 209H237L236 211H238ZM243 210V209H242ZM244 211V210H243ZM228 212H230V211H228ZM252 212V211H251ZM232 213V212H231ZM183 214V213H182ZM186 214V213H185ZM193 214L194 215H199L200 213H197V212H193ZM239 214V213H238ZM177 215V214H176ZM184 215V214H183ZM182 215V216H183ZM240 215V214H239ZM178 217H179V215H178ZM219 217V216H218ZM223 217V216H222ZM233 217H235V216H232V218ZM251 217V216H250ZM200 219H201V217H199ZM231 218V219H232ZM243 218H244V216H243ZM236 221H237V219H235ZM245 220V219H244ZM249 220V219H248ZM187 222H188V220H186ZM235 221V222H236ZM179 222V221H178ZM186 223V222H185ZM250 223V222H249ZM260 223V222H259ZM178 224H180V223H178ZM195 224V223H194ZM181 225V224H180ZM188 226V223H186L185 224V226ZM262 225V224H261ZM182 226L185 228V226H184V224L182 223ZM193 226V225H192ZM239 226V225H238ZM175 228V229H174ZM240 229V228H239ZM181 231V232H180ZM257 231V230H256ZM240 234V233H239ZM215 236H216V234H214ZM215 238V237H214ZM217 238V237H216ZM260 238V237H259ZM208 242V241H207ZM207 242H203V243H206L207 244ZM211 245V244H210ZM210 245H208V246H210ZM203 246V245H202ZM207 247V246H206ZM211 247V246H210ZM258 250V249H257ZM219 251V250H218ZM217 251V252H218ZM215 252V251H214ZM255 253V252H254ZM215 254H216V252H215ZM212 255V254H211ZM218 255V254H217ZM222 255V254H221ZM213 257H216V256H213ZM219 256H217V258H218ZM226 257V256H225ZM225 257L223 256V259H225ZM216 258V260H217V262L218 261H220L221 259H217ZM220 258H222V257H220ZM251 258V257H250ZM226 260V259H225ZM255 260V259H254ZM260 260V259H259ZM214 261V260H213ZM213 261H212V263H213ZM223 261V260H222ZM230 262V261H229ZM211 263V264H212ZM215 264H218V263H216V262H214ZM226 263V262H225ZM256 263V262H255ZM222 264V263H221ZM227 264V263H226Z\"/></svg>", "mask_w": 264, "mask_h": 264}]
</instances>
